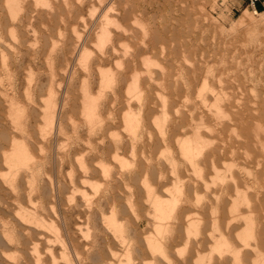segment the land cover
<instances>
[{
    "label": "rangeland",
    "instance_id": "obj_1",
    "mask_svg": "<svg viewBox=\"0 0 264 264\" xmlns=\"http://www.w3.org/2000/svg\"><path fill=\"white\" fill-rule=\"evenodd\" d=\"M21 1H23L24 7L26 6V8L27 7L28 8H27V10H26V8L24 10L23 4H22V7H23L22 11L24 10L25 14H24V12L21 13L19 11L20 13L18 12L15 17L18 20L19 19L24 20V22H26V23L24 24L22 22V26H21L22 29H21V27H18L21 30L20 29L18 30V28L15 25L14 26L16 28L13 25H10L12 27H8L7 28L8 30L6 29V31L4 30L2 33H0L1 36H2L1 38H3L2 42L5 44V45L1 44L2 46H0L1 49H2V50H0V51H2L1 52L2 55L0 54V60L2 58H4L5 60L7 59L6 63L9 62V64L5 63L6 66L1 65L3 68H5L4 70H3L2 67H0V74H1L0 79H2V82L0 81L1 82L0 83V87L3 88V90H1L2 92L5 89L4 92H7L6 94H8L9 98L12 97L11 99H12V102H13L14 106H18V104H19L20 108L25 107L26 114H28V113L30 114V111L28 110V108H31V109L34 108L35 111L37 110L36 112H34L33 117L31 116L32 114H30L29 122H31L32 125H31V123H28L27 129H26V125H25L26 123L23 122L24 119H20L19 121L21 123L23 122L20 126H22L23 128L17 126L19 128V130H18L17 127H14L15 130L13 129L11 134H12V137L14 136L13 140L15 138V140L13 141L14 145L15 144H19V143L22 144L23 141H24V143L26 145H27V143H30V144L27 145V147H29V145H31V144L33 145V146L29 147L30 153H32L33 151L36 152V153H32L31 154V155L35 154V156H33L31 161L29 159L28 162L31 163L32 160L34 161V159H35V161L37 163V162H39L41 160V165L40 166H42L41 167V172L42 171L43 172L42 173L40 172L41 174L39 173L40 174L39 178H42V179L44 178V179L43 180L39 179V178H38L39 180L37 179V182L35 184L36 190L33 192L32 197H31L30 200L28 199L27 194H24L23 192H20L21 190L19 192L17 191L19 193V195H18V193L14 192V194H15V197H14L13 193H9L7 191H2L0 189V200H3V201H0V208H1L0 209V222H6L7 223V228H6L7 232L5 231L4 233H10V234H12L11 236L14 235L13 238L14 237L16 238V235L19 234V232H16V231L20 230V227L18 225V219L20 218V215L22 216V214H24V213L27 214L28 210L33 208L34 206L37 207V208H40V213H41L40 215L42 216V219L43 218L45 219V221L43 219V221H44V223H43V221L41 219V221H42L41 222V226L38 229L39 233L36 235V237H38V240L36 241V250H37V252L33 251L32 249H30L33 252L31 251V253H29V250L27 248L24 249L23 246L20 243L18 244L16 242V239H13L14 241H9L8 243H5L6 245L3 244L1 246L3 248V249L1 248L3 256L5 255L4 259H3L4 260L3 261L4 264H18L19 262H21L19 264H28V263L29 264H33L32 260H33V262L35 264H38V263L39 264H48L49 262H51L49 264H71V263L72 264H86V263L87 264H109L111 262V260H112L111 264H145L148 260L151 259V257H150L151 255L155 256L157 259L161 260V255L158 254L157 250H154V249H157L156 247L154 248V245L156 246L155 242H157V241H158L157 243H159V242L161 243L162 248L166 252L168 251L167 252L168 254L169 253L170 254L173 253L171 255H172V259H173L174 262H181L182 261V262H185L186 264H195L194 263V259L198 255H203V259L206 262H208L209 264H214L215 253L214 252L210 253L209 250L212 248V246L214 244L213 242H215L216 240H219L218 230H216V226L220 227L221 231L224 233V236L228 240H230L231 243L240 244V240L236 236V233L240 232L242 229H244V226H243L244 225V219L242 220L241 213L242 214L246 213L244 211V210H246V208H244V206H246V204L237 203V205H236L237 208H235L234 211H231V212H230V209H229L230 208L229 206H231V205H229V204H231L233 202V199L235 200V198H237V195L240 192H244L245 194H247V193L250 194V195H248V197H249L250 200H252L253 197L251 196V193H252L253 190L251 191L250 189H253V186L256 184L255 181H254V178H255V176H259L260 179L262 178V172H261V170L258 167V163L255 161L256 159H253V158L256 157L255 156L256 153L254 154L255 151L253 149H252V151L250 150V152L246 149L247 145L245 143H246L247 138L243 137L244 136L243 133L242 134L240 133V135H239V132H241V128L240 127H241L242 123L239 120H237L235 115H234V112H237V113H240V114H242V112H243V116L245 117L244 121L248 122V121H251L252 119L259 118L260 117L259 115L264 114V22H263L264 18H260L257 13H254L252 11L251 6L249 5V0H130V1L128 0L129 2L127 0H119V1H116V0H97V1L96 0H90L92 3L88 2L89 0H80V1L76 0L79 3V7L81 9L79 7H78V9L76 7H70L71 11H70V9L68 7L67 8L63 7L64 9L66 8L67 11H65L64 9L63 10L60 9V8H62V6L59 7L57 5V7H56V1H58V0H44L43 2H40L41 5L39 3H37L36 5H33V4L30 5L28 0H21ZM25 1H27V4H26ZM54 1H55V4H54ZM49 2H50V5H48ZM102 2H103V4H102ZM119 2H122V3L125 2V4H127V2H128L129 4H127V5H124V4H121V3L120 4L122 6L124 5L125 7L128 6V5L129 6L127 7V9L125 7H123V9H122V8H120L121 5L119 4ZM96 3H98V4H96ZM151 3H153V4H151ZM38 4L41 7H39ZM94 4H95V6H94ZM118 4H119V6H117ZM89 5H91V6H89ZM130 5H132L134 8L130 7ZM29 6L32 7V11H33L32 13L30 12L31 15H30V13H28V15L26 14L27 12L31 11V9H30L31 7H29ZM53 6H55V7H53ZM87 6L90 7L89 10H88ZM262 6H263L262 10H264V2H263ZM34 7L36 9H37V7H39L38 8L39 10L38 9H37V11L34 10ZM41 8H48V9H50L52 11V13L56 12L58 14V12H59V14H58V16H57V14H53L54 15L53 16V15H50L51 12L47 13V12L43 11L47 15H49V16H47L40 10ZM52 8L53 9L55 8L54 9L55 11H53ZM157 8H160V9H157ZM115 9H116V11H114ZM163 9H165V11ZM171 9H172V11L170 12ZM177 9H180V10H177ZM244 9H246L247 12L253 14L252 15L254 17L253 24L255 23V26H257V27H255V29L254 28H248L246 24L240 23V21H238V17L242 14ZM81 10H83V11H81ZM87 10L89 12L90 11L91 12L89 13ZM104 10H105L106 13L104 12ZM107 10L109 12H107ZM184 10L187 11V12H185ZM35 11L39 12V13H36ZM124 11L125 12L127 11L128 13H130L129 17H131L130 18L131 20H132V16L133 15L134 16H136V15L138 16L139 15L140 16V17L138 16L139 17L138 18L139 19V23L138 22H133L132 28H130L131 25H130V27H127L126 24H128L127 23L128 21L124 22L125 21L124 20V17H125L124 15L127 16L128 13L127 12L125 13ZM136 11H138L140 14H137ZM146 11H147V13H146ZM40 12H42L44 15L42 13H40ZM161 12H163L165 15L163 13L161 14ZM258 12H259V10H258ZM91 13H93V14H91ZM121 13L123 15H121ZM132 13H133V15H132ZM32 14H33V16H32ZM34 14H35V16H34ZM38 14L39 15L41 14L40 16H42V15L43 16L40 17ZM83 14L85 16H82ZM112 14H113V16H115V19H114V17H112L113 20H112V18L110 19ZM20 15L24 16V17H22L23 19L20 17ZM67 15L70 18H67ZM29 16H31V18ZM50 16H52V17H50ZM107 16H110L109 19H108ZM122 16H123V18H121ZM151 16L153 18L155 17V19H153ZM163 16H164V18H163ZM173 16H175L177 19L179 17H181L179 19L182 20V21L178 20V22H177V19H175L176 20L175 22H177V25L180 26L181 30L184 31V33H182V31H181V34H180L181 37H184V38H188L187 37L188 33L185 32L187 30V28L191 27V25L193 26V24L190 25V23H192L191 21L192 20L195 21L194 23L198 22V23H196L194 25V27L198 31L197 34L200 35V36L202 35L201 36L202 39L199 40L200 42H198V39H196L197 42L194 41L191 44H189L190 46L189 45L188 46L191 47V48L195 47L197 49L196 57L198 55L201 56V59H200L201 64L205 65L206 63H209V65L213 66L214 70L217 69L216 70L217 72L214 71L216 75L220 71H223L222 74H221L222 79H224L223 82H222V84L224 86L223 91L224 92L228 91L226 93V97L228 99L226 98L224 100V102H223V108H224V111H225L224 115H222V116L220 115V118H219V116L218 117L214 116L215 118H210L207 114H205V117L208 116L207 117L208 119L204 118L205 119L204 120L205 121V123H204L205 125L202 126L200 131H201L202 137H204L203 139L205 141H207V139H208V141H211V140L212 141L211 142L207 141L206 142L207 144L204 145L203 148H202L203 149L202 153L199 154V155L194 156V158H195L194 160H196L197 163L199 162L197 164V167L192 165L193 163L190 160L188 162V158L186 157L185 149L181 148L182 146L185 147L184 146V142H189L192 139V137H194V135L192 134V132L190 133L191 129L188 128L189 125H187V124H185L183 122L184 119H182V120L178 119V118H180V119L182 118V116L180 117V114L182 115L181 112H182L183 109H185V107H184V105L182 103L183 101H181L182 99L180 100V98H179V97H182L181 96L180 86H179L180 85L179 81L181 80V77L183 75L189 74V72L188 73L186 72L185 68H187L188 65L186 66V64H189L190 59H188V58H184L183 59V58L179 57V54L175 53L176 50H174L175 51L174 52L173 49H172L173 47H171L170 45L169 46H164V47H157L156 49L159 50L160 53L158 51L156 53V50H154V49L145 50V51L142 50L141 52L137 51V50H134L135 49L134 48L135 42L139 41L142 38L141 33L143 32V30H142L143 29L142 28L143 24H145V27H147V29L146 28L145 29L148 32H151L150 30H152V29H156L157 31H161L162 30V26L165 23V21H166V24H167L168 23L167 21L170 20L171 17H172V19L175 18ZM191 16L194 17V18L196 17L195 18L196 20L194 18L191 20V18H192ZM56 17H58V18H56ZM60 17L63 18V20H61ZM89 17L91 19H89ZM106 17H107V19H106L107 21L105 20ZM182 17H184L185 19H183ZM198 17H201V18H198ZM25 18L27 20H25ZM120 18H121V20H119ZM134 18H136V17H134ZM202 18H203V20H202ZM256 18H257V20H256ZM28 19H30V21ZM80 19H81V21H80ZM98 19H100V20L98 21ZM64 20L66 21V23H65ZM88 20H89V22H88ZM109 20H110V22H109ZM115 20H117V21L115 22ZM162 20H165V21H163L164 22L163 24H162ZM51 21H52V23L53 22L55 23V26H56L57 30H55V26H54V24L51 23ZM60 21H63V22L61 23ZM86 21L88 22V24H87ZM101 21H103V23H101ZM104 21H105V23L108 22V24L106 23L107 24L106 25L104 23ZM111 22H113V25H112ZM114 22H115L116 25H117V22H119V24L116 27H114L115 26ZM120 22H121V24H123V26L120 24ZM140 22H141L142 25H140ZM183 22H185V23H183ZM48 23H50V24H48ZM70 24H72V26H73V28L75 30H73V28H71L72 26H70ZM135 24L136 25L139 24L141 27L138 28L139 25L136 27ZM166 24H165V26H166ZM24 25H26V27ZM104 25H106V26H104ZM109 25L110 26L112 25V27H114V28H111ZM167 25H169V23ZM118 26H120L122 28H120ZM124 26H125V28H124ZM128 26H129V24H128ZM158 26L160 27V29H159ZM183 26H184V28H183ZM149 27H150V29H149ZM11 28H13L14 32L12 31ZM59 28H60V30H59ZM103 28H104V30H103ZM51 29L53 30L54 33L51 31ZM81 29H83L84 31L83 30L81 31ZM109 29H111V30H109ZM120 29H123L124 32L121 31ZM9 30H11V32H13L15 34V35L13 34L15 39H14V37H12L13 35L10 37L11 33L8 32ZM108 30L110 32H112V33H110ZM140 30H142V31H140ZM250 30H251L252 33L250 32ZM21 31H22L23 35L20 33ZM55 31H57L59 33L55 32ZM71 31H73V32H71ZM101 31L102 32L104 31L103 34H105V32H106V34H105L106 36L108 35L106 40H104L106 36H102V32ZM115 31H117V32H115ZM152 31H154V30H152ZM32 32H33V35L31 34ZM47 32H50V35H48L49 33H47ZM69 32H70V34H69ZM120 32L123 33L121 36H119L120 34H118ZM7 33H9V34H7ZM185 33H186V36H184ZM132 34H133L134 37L132 36ZM136 34H138V36ZM24 35H26V36L24 37ZM67 35L70 36V37H68ZM81 35H82V37H81ZM117 35L119 37H117ZM32 36H34V37H32ZM51 36L53 38H51ZM76 36H77L78 40L77 39L74 40V38ZM78 36H79V38H78ZM110 36L112 38L114 36V38H113L114 40L111 39ZM130 36L133 37V38H131ZM63 37H65V38H63ZM115 37H117V38H115ZM176 37L178 38V41H177V38L174 37V39H173L170 36L171 40H173V41L176 40V42H174V44H176L177 42L180 43L184 39V38H180V36H177V35H176ZM66 38H67L68 41L66 40ZM68 38L69 39L72 38L74 43L76 42L75 44H77V50H76V52L74 54L70 53V46L73 45V44H70L72 39L69 40ZM11 39L14 40V41H12ZM26 39H28V40H26ZM29 39L30 40L32 39V40L30 41ZM80 39H81V41L79 42ZM131 39H132V41H131ZM135 39H137V40L135 41ZM51 40H53V41L50 42ZM99 40H101V43H102V41H104L105 43L103 42V44H101ZM120 40H122V41H120ZM20 41H22L21 44H20ZM36 41H38V42H36ZM73 41L71 43H73ZM86 41H87L88 45H85ZM94 41H97L98 43L94 42ZM17 43H18L19 46L17 45ZM197 43H198V46L196 47L195 45ZM199 43H201V44H199ZM193 44H194V46H193ZM224 44H225V46H224ZM22 45H24V46H22ZM25 45L26 46L28 45V46L26 47ZM83 45H85V46H83ZM120 45H122V46H120ZM128 45H129V47H127ZM201 45H202V47H201ZM218 45H220V46H218ZM63 47L66 49L65 51H67V53L63 50L64 49ZM67 47H69V48L67 49ZM125 47H127V48H125ZM168 47L169 48L171 47L170 51L172 53L174 52L177 57L175 55H171L172 53L169 52V48ZM56 48H57V50H56ZM58 48H59V50H58ZM85 48H87V49H85ZM166 48H168L167 49L168 51L166 50ZM9 49H12V50H9ZM39 49H41V50H39ZM83 49H84V51H83ZM111 49H114V50H111ZM128 49H130V50H128ZM174 49H177L176 46L174 47ZM103 50L104 51L106 50L105 51V53L107 52V54H105L106 56L104 55V53H103L104 51ZM110 50H111V52H110ZM123 50H125V51H123ZM55 51H58L57 52L58 54ZM59 51H62L63 53L59 55V53H61ZM152 51H154V52H152ZM95 52H97V53H95ZM132 52L133 53L135 52L134 53L135 55H133ZM165 52L167 54L169 52L170 55L169 54L167 55ZM199 52H200V54H199ZM214 52H216V53H214ZM64 53L66 54V56H68V58L65 56ZM82 53H83V56L79 55V54H82ZM86 53L89 54L90 56L87 55ZM141 53H143V54H141ZM151 53H152V55H151ZM164 53L166 54V56H165ZM69 54H71V55H69ZM123 54H124V56H123ZM139 54H141V55H139ZM209 54H210V56H209ZM62 55L66 59L64 57L62 59ZM120 55H121V57H120ZM143 55L146 56V57L142 58L141 56H143ZM31 56H33V57H31ZM42 56L45 57V58L47 56V58L45 59ZM50 56H52V57L50 58ZM79 56L81 58H79ZM98 56H99V58H98ZM122 56H123V58H122ZM133 56H137L138 59L136 57L134 58ZM147 56L149 58H152V59L147 58ZM155 56L157 57V60H155L156 59ZM163 56H165V58H167V60H165ZM171 56H174V57H172L171 60H170L169 57H171ZM88 57H90L91 59L88 58ZM101 58H104V59H101ZM120 58H121V60H120ZM140 58H142V59H140ZM173 58L176 61H174ZM178 58H181V63L178 62V61H180V59L178 60ZM26 59H27V61H26ZM64 59L66 61H64ZM113 59L116 62H114ZM163 59H164V61H163ZM186 59H187V63H186ZM206 59L208 61L205 62V64H204V61H206ZM221 59L223 60V62H220ZM45 60L48 61V62L50 61V62L48 63ZM91 60H93V61H91ZM106 60H108V61H106ZM168 60L170 61V63H169ZM166 61H167V63H165ZM14 62H16V63H14ZM63 62L64 63L66 62L67 66H64L65 64H61ZM173 62H174V64L176 63L175 65L178 66V67L176 66L177 68L175 66L174 67L172 66ZM55 63H56V66H55ZM116 63H118V64H116ZM149 63H152V64L149 65ZM220 63H222V64H220ZM0 64H2V63H0ZM96 64L98 65V67H100L99 69H98ZM142 64L144 66L146 64H148L146 66H149V67H145V69H144L146 71V73H147L145 75L146 76L145 79H147L146 81L144 79L145 76L144 75L142 76V73L145 74V72H143L144 70L142 69L144 67ZM181 64H185V66L183 65V67H182ZM219 64H220V67L218 66ZM27 65H28V67H27ZM57 65H59V67ZM78 65H79V67H78ZM163 65H164V67H163ZM203 65L200 68V71L204 69ZM46 66L47 67L51 66V67L50 68L48 67L49 69L45 70L47 68ZM60 66L61 67H63V66L66 67L67 68V72H66V68L62 69ZM92 66H94V67L92 68ZM107 66H109L110 68L107 67ZM167 66H168V68H167ZM42 67H43V69H42ZM54 67H55V69H53ZM114 67L115 68L117 67V70H115ZM136 67L138 69L140 68L139 71L142 70L141 73L139 72V75H138V71H137L138 69ZM6 68H8V69H6ZM29 68H30V70H28ZM107 68L109 69V71L112 72V74L115 75L117 73L118 77L120 76V74L122 72L123 75L120 76V77H122V78L124 77V81L121 82L122 85L121 84L119 85V90H121L124 86L126 87V85H128V83H131L133 81L132 72L136 73L139 76L138 79L141 80V77H143V79H144L143 81L139 80L140 83H143V84H141L142 87L140 86V89L142 88V90H140V93L142 92V94L147 97V101H146V104H145V106L147 108L146 107H145L146 109L144 108L145 111H143V112L145 114V117L143 118V121L141 123V127H140V129L137 130L138 133L136 132V134H134L135 132L132 131V129H134L133 121L130 120L129 115H133V113L138 111L137 95L136 94H132L133 92H130V95L133 96L132 97V96L128 95L129 94V92H128L127 95L130 98V99H128V96L125 94L126 91L124 89H122L121 92H119V94H118L119 96L117 97V99L120 100V101L118 102L117 99L116 100L113 99L112 95L114 93L112 94V91H113L112 88L108 87V86H103V85L101 86V84H99L100 75H101V72L99 70L103 71V69H106V71H108ZM133 68H134V70H133ZM50 69H51V71H50ZM59 69H62L64 71V73H63L62 70L60 71ZM182 69H184L185 71H183ZM250 69H251V71H250ZM82 70H83V72H82ZM168 70H169V72H166ZM175 70H177V71H175ZM8 71H9V73H8ZM30 71L32 73L31 75H30ZM52 71H54V72H52ZM147 71L148 72L150 71V74ZM6 72H7V74H6ZM59 72H60V74H59ZM161 72L163 73L162 76H161V74H162ZM12 73H14V74H12ZM165 73H166V75H165ZM136 74H134V75H136ZM38 75H40V76H38ZM124 75L127 76V77H125ZM140 75H141V77H140ZM149 75H151V78H150ZM168 75H169V77L170 76H172V77L169 78ZM4 76H5V78H4ZM6 76H7L8 79L6 78ZM72 76H73V78H72ZM131 76H132V79L130 78ZM148 76H149V78H147ZM177 76H179V77H177ZM159 77L161 78V80H159L160 79ZM36 78H38V79H36ZM83 78H84L85 81L83 80ZM174 78L175 79L177 78V80H178L177 83L179 85L174 81ZM30 79L33 80V81H31ZM39 79L41 81H39ZM89 79H91V80H89ZM214 79H216V77ZM214 79H212L210 81H213V83L215 82L214 84H215V86H217L216 84H218V83ZM170 80H173V81H170ZM7 81H9V82H7ZM43 81H44L45 85H44ZM147 81H149L148 82L149 84H151V83L152 84L151 85L147 84ZM162 81L165 82V83H163ZM40 82L43 83V86L41 85ZM88 82H89V84H88ZM29 83H30V85H29ZM125 83H127V84L125 85ZM167 83H169V85H170V83H172V84L169 86ZM48 84H50L51 88L49 87ZM166 85H168V87ZM40 86L42 87L41 88L42 90L39 89ZM172 86H173V88H172ZM177 86H179V87L177 88ZM96 87H97V89H96ZM100 87H102V88H100ZM150 87H151V89H150ZM106 88H107V90H106ZM160 88H161V90H160ZM170 88L173 89V90L171 91ZM177 89L180 90V92ZM145 90H147V91H145ZM162 90H164V91H162ZM52 91H53L54 94L52 93ZM101 91H102V95L104 96L103 98H102V95L100 93ZM122 91H124V92H122ZM39 92H40V94H39ZM97 92L100 93V94H98ZM166 92H167V94L169 93L168 94L169 98L167 97ZM173 92H175V93H173ZM68 93H69V95H68ZM84 93H86L89 96H91V95L94 96V97L98 96L99 98H100V95H101V98H100L101 100L99 98L97 99V100H100V101H98L99 103L101 102L99 104L100 108L98 110L101 120L97 119L98 122H97V120L95 118H88L85 115V113H84L85 112L84 108L81 107V110L79 111L80 108H78V107H80V106H77V105H81V102L84 103V102L88 101L84 97ZM156 93H158V95ZM170 93H171V95L173 93L175 96H173V95L171 96ZM27 94H30V99H29L30 102L27 101L28 98H29V96ZM46 94H47V96H46ZM121 94H123V98H122ZM64 95H66V96H64ZM81 95H82V97H81ZM108 95L109 96L111 95V99H110V97ZM192 96H193V94H192ZM47 97H51L52 98V100H53V104L52 105L53 106L46 107L45 104H46ZM108 97H109V99H107ZM170 97H171V99H170ZM64 98H65V103L63 105L62 103L64 101L63 100ZM177 98H179V99H177ZM103 99H105L104 103H103V101H104ZM121 99L123 101H121ZM56 100L59 101V102H57ZM68 100H69L70 104L68 103ZM108 100L109 101L112 100V102H113V100L115 101V102H113L114 107H113V105H110V102H109V106H108V103H107ZM164 100H165V102H164ZM169 100L171 101L170 103H168ZM173 100H175L174 102L176 104L173 103V105H172L171 103L173 102ZM124 101H126L125 102L126 104H130L132 101L133 102L130 105H126V104H124ZM178 101L181 102V103H178ZM207 101H209V102H207V104H209L211 102V98L209 97V99ZM112 102H111V104H112ZM117 102L120 103L121 106H119V104ZM73 104L74 105L77 104V105H75V107L78 110L74 107ZM165 104H166V107H165ZM169 104L172 105L173 107L177 106L178 109H179V107L181 108L179 110L177 108H175V110H174V108L172 106H170L174 111L178 112V114L177 113H174L175 115L173 114V110L168 107ZM44 105H45L46 108H48L47 110L53 111V109H54V111L56 112L55 113L53 111V115L54 116H53V119L51 121L46 116L47 110L44 107ZM66 105H67V107H66ZM101 105L102 106L105 105L104 107L106 108V111H104V108L101 107ZM1 106H3V105H1V103H0V109H3V107L1 108ZM63 106L68 111L67 110L64 111L65 109H62ZM110 106L112 107V115L114 117L110 113V111H111V107ZM125 106H127L128 108L125 107ZM43 107H44V109H43ZM121 108H123V109H121ZM74 109H76V111H74ZM165 109H166L167 112L164 111ZM169 109H171L170 113H168ZM150 110H151V112H150ZM159 112H161V113H159ZM59 113H60V115L64 114V116H60L59 117ZM83 113H84L85 117H83ZM114 113H116V114H114ZM258 113H259V115H258ZM107 114L110 115V116H108ZM154 114H157V115L158 114L159 115L162 114V116L160 115V117L163 118V120L160 119L159 117H157V115L155 116ZM66 115L67 116L70 115V116L67 118V117H65ZM124 115H125V119H124ZM169 115H171L173 118L171 116H169ZM225 115H227V116H225ZM174 116H176L177 120L174 118ZM223 116H224V118H223ZM164 117H165L166 120L164 119ZM171 118H172V120H170ZM34 119H35V121H34ZM86 120L87 121L90 120V121L87 122ZM91 121L92 122L94 121L95 123L93 122V124H95L96 126L93 125ZM171 121H172V123H171ZM33 122L35 123L34 128L32 127L33 126ZM124 122H125V125H124ZM126 122L128 124H126ZM146 122H147V124H146ZM163 122H165V125H164ZM167 122H169V123L167 124ZM174 122L175 123L177 122V123L173 125ZM88 123L91 124V125H89ZM97 124H98V126H97ZM167 125L168 126L170 125V127L167 128ZM172 125H173V127H172ZM108 126H110V127H108ZM131 126H132V128H131ZM163 126L166 127L167 129L164 128ZM57 127H58V129H57ZM72 127H74V128H72ZM104 127L106 128L107 131L105 130ZM186 128L189 129V130H187ZM34 129L37 130V131L35 132ZM72 129H73V131H72ZM90 129L91 130L94 129V130H92L93 132ZM164 129L166 131L168 130L169 133L165 132ZM170 129H173L174 131H172ZM233 129H234V131H233ZM62 130H64L65 133ZM26 131H28L29 133L26 132ZM95 131H96V133H95ZM14 132H16L15 135H14ZM146 132H147V134H146ZM186 132H188V133H186ZM213 132H215V133H213ZM104 133H106V134H104ZM29 134H31V135H29ZM37 134H38V136H37ZM43 134H45V135H43ZM114 134H116V135H114ZM158 134H160V135H158ZM186 134H187V136H190V134L193 135V136H190L189 137L190 139L186 138L185 141H182L185 137H187ZM39 135H40V137H39ZM41 135H43V136H41ZM83 135H85V136H83ZM112 135H113V137H112ZM23 136H25V137H23ZM172 136H173V138H172ZM205 137H208V138L205 139ZM240 137H243V138H240ZM209 138H211V139H209ZM128 140L130 141V143H129ZM31 141H33V143ZM40 141L42 143H40ZM110 141H112V143ZM155 141H157V142H155ZM178 141L181 142L180 143L181 145L179 144ZM66 142H68V143H66ZM126 142H128V143H126ZM154 142H155V144H154ZM43 143H45V144H43ZM76 143L79 144V145H77ZM209 143H211V144H209ZM61 144H62V146H60ZM164 144H166V145H164ZM227 144H230V145H227ZM65 145H66V147L64 148ZM108 145H110V146H108ZM43 146H46V147H44L45 149L43 148ZM205 146H206V148H205ZM39 147H41L43 150L41 148H39ZM248 147H250V146H248ZM251 147H252V145H251ZM84 148H87V149H84ZM232 148H235V149L237 148L238 150L237 149L235 150V149H232ZM6 149H7L6 147L0 148V156L2 154H4V156H6V155L11 154L10 152H13V150H11V147L9 145H8V150H6ZM61 149H62V151H61ZM63 149H64V151H63ZM181 149H182V151H180ZM2 150H3V153H1ZM245 150H247V151L245 152ZM151 151H152V153L154 155L151 153ZM175 151H177V153ZM206 151H208V152L210 151L209 152L210 155L208 154L209 157L207 156L206 153H208V152H206ZM231 151H233V152L236 151V153H233ZM15 152H16V150H15ZM182 152L185 153V154H183ZM64 153H66V154H64ZM138 153H140V154H138ZM155 153H157V154H155ZM248 153H250V154L248 155ZM76 154H78V155H76ZM88 154L91 157H94L95 160H94V158L89 157ZM96 154H98V155H96ZM251 154H252V156H251ZM61 155H63V156H61ZM74 155H75V157H78V156L79 157L75 158ZM92 155H94V156H92ZM60 156L62 158H65V159H62ZM253 156H255V157H253ZM39 157L42 158V159H40ZM116 157H117V159H116ZM131 157H132V159H131ZM137 157H139L140 159L137 158ZM239 157H240V159H239ZM37 158L39 159V161H37ZM1 159H2V156L0 157V161H1ZM66 159H68V160H66ZM161 159H163L162 160L163 162L165 160H167V161H165L163 163L161 161ZM202 159H203V161H202ZM204 159H205L206 162L204 161ZM93 160L95 161V163H94ZM141 160H143V161L141 162ZM184 160H185V162H184ZM210 160H211V162H210ZM67 161H68V165H67ZM91 161H93V162H91ZM44 162H46V164H44ZM69 162H71V163H69ZM82 162H84L83 165L85 166V168L82 165ZM166 162H167L168 165L165 164ZM174 162L176 164H174ZM229 162H232L234 164L233 167H232V174L235 177L232 180L230 178V173L231 172L227 168V163H229ZM56 163H58V164H56ZM89 163H90V165H88ZM98 163H99V165H98ZM134 163H135V165H134ZM188 163H190V164H188ZM245 163H247L248 166ZM59 164H61V165L63 164L65 167L63 165H62L63 166L62 167ZM172 164H174V165H172ZM0 165H1L0 166V175H1L0 178L2 177L3 179L2 178L1 179L4 180L5 176H6L4 174H6L5 172H8V167H7L8 165L3 160H2V163L0 162ZM36 165H39V164H36ZM122 165H124V166H122ZM165 165H166V167H165ZM204 165H205V167H204ZM243 165L244 166L246 165L245 166L246 169L250 168L251 170L249 169L250 170L249 172L244 171L245 168L242 170V168H243L242 166ZM21 166L25 167L24 165H21ZM97 166H100V167H97ZM137 166H139V167H137ZM152 166H155V170H154V168ZM167 166H169V167H167ZM1 167H3L4 169H2ZM92 167H94V168L97 167V169H96L97 171L94 169L95 172H92L93 171ZM140 167H141V169H140ZM162 167H164V168H162ZM189 167H192L191 168L192 170ZM58 168H59L60 171H57ZM143 168H144V170H143ZM187 168H188L189 171L187 170ZM193 168H196V170L193 169ZM83 169H84V171H83ZM90 169H92V170H90ZM135 169H137V170H135ZM99 170H101L102 174H101V172ZM138 170H140L141 173ZM153 170L156 171V173ZM161 170H163V171H161ZM98 171H99V173H98ZM61 172L62 173L64 172V173L62 174ZM158 172L160 174H157ZM174 172H175V174H173ZM67 173L69 175H71V177L69 176L70 178L68 177ZM151 173H153V176H152ZM187 173L190 174V175H188ZM8 174L9 173H7V175ZM111 174H113V175H111ZM51 175H53V176H51ZM63 175H65V176H63ZM125 175H126V177H125ZM141 175H142V177H141ZM93 176H94V178H93ZM101 176H102L103 179L101 178ZM188 176H189V178H188ZM191 176H192V178H191ZM37 177H38V175H37ZM137 177L140 180H137ZM145 177H147V178H145ZM151 177L152 178L155 177V178L152 179ZM98 178H100V179H98ZM156 178H158L157 181H155ZM132 179L134 181H132ZM148 179H150V180H148ZM61 180H63L64 183ZM106 180H107V182L109 184L106 182ZM115 180H116V182H115ZM135 180H137V181H135ZM175 180H177V181H175ZM39 181L42 182V183H40ZM58 181H59L60 185H59ZM60 181L62 182L63 185L67 186L70 189H68L67 187L65 189V186H63ZM77 181H78V183H76ZM153 181H154V183H153ZM191 181H192V183H191ZM0 183H1V180H0ZM150 183H153V184H150ZM161 183H163V184H161ZM81 184H83V185H81ZM116 184H118V185H116ZM137 184H139V185H137ZM174 184H176L177 186L174 185ZM43 185L47 188V191H49V192L51 191V193L54 192L52 195L55 194V196L52 197L51 194H50V196L48 195V196H46L44 198V196H42V190H41L44 187ZM74 185L77 186V187H75ZM112 185L114 187H112ZM151 185H152V187H151ZM78 186H80V188ZM107 186H108V188H107ZM139 186H140V188H139ZM180 186L181 187L183 186V187L180 188ZM193 186H195V187H193ZM225 186H227V187H225ZM84 187H86V188H84ZM134 187H136V189ZM146 188H147V190H146ZM191 188L192 189L195 188V189L192 190ZM137 189L139 190V193H138ZM103 190H105L106 192L103 191ZM187 190L190 191V192H188ZM78 191H80V192H78ZM135 191H136V193H135ZM145 191H147V192H145ZM224 191L227 194H225ZM118 192L120 194H118ZM149 192H151V193H149ZM152 192H155V194H153ZM209 192L211 193V195L209 194ZM103 193L106 195V197H105V195ZM174 193L176 195H174ZM205 193H207V194H205ZM208 194H209V196L207 197ZM40 195H41V197H40ZM178 195H180V196H178ZM188 195H190V196H188ZM222 195H224L226 199H224ZM21 196L23 198H21ZM141 196H143V197H141ZM183 196H184L185 199L183 198ZM185 196H187V198H189V203L187 205H190V206H186V208H185L187 210L186 211L187 212L186 216L183 219H181L180 218L181 217L180 216V212H179L180 209H181L180 207L182 206L181 203L185 202V200L188 201ZM11 197L13 198V200H12ZM42 197H43V199H42ZM170 197H171V199H170ZM33 198L36 199L37 201L33 200ZM62 198H63V200H62ZM114 198H116V199L113 202L112 199H114ZM193 198H195V199H193ZM197 198H200V199H197ZM214 198L216 200L214 203H216L218 201L217 202L218 205L220 204L221 206L220 205H219L220 207L217 206L216 212L212 214L213 216L217 215V216L214 217V220H213V218H212L213 216L211 217V215H209L210 212H207L206 207H204L205 206L204 200L206 201L207 199H209V200L214 201L213 200ZM7 199H9L11 202H14V203L9 202ZM109 199H111V200H109ZM263 199H264V197H263ZM139 200L141 202H139ZM145 200H146V202H145ZM150 200H152V201H150ZM169 200H171V202ZM176 200H177V202H176ZM181 200H182V202H181ZM193 200H194V202H193ZM228 200H229V202H228ZM149 201H150V203H149ZM252 201H254V199ZM252 201H250V202H252ZM16 202H18V203H16ZM15 203H16V205H15ZM54 203H55V205H54ZM63 203H64V205H61ZM88 203H91V204H88ZM123 203H124V206H122ZM167 203L170 204V205L167 206ZM38 204L41 205V206H39ZM93 204H95V206ZM164 204L166 205V207H168L167 209L170 208V210H168L169 212L167 211V209L164 206ZM26 205H27V207H26ZM42 205H43V207H42ZM44 205H46V206H44ZM53 205L55 206L54 208H53ZM199 205H201V206H199ZM10 206H11V208H9ZM238 206H240V207H238ZM19 207L20 208L22 207V209H20ZM44 207H45V209H44ZM121 207H122V209H120ZM123 207L126 210L123 209ZM132 207H133V209H132ZM177 207L179 208V210H178ZM187 207H188V209H187ZM23 208L24 209L25 208L26 209L29 208V209L23 211L24 210ZM141 208H142V210H145V211H141ZM154 208H157V209H155L156 211H154ZM117 209H119L118 212L122 210V211H124V213H122V212L118 213ZM159 209H161V210H159ZM1 210H3L4 212L1 211ZM71 210H72V212H71ZM19 211H23V212H19ZM77 211L79 213H81V214H79ZM129 211H130V214L128 213ZM139 211H141V213ZM160 211L161 212L164 211L165 213L168 212L167 213L168 216L164 212L161 213ZM115 212H117V214ZM126 212H127V215L129 214L130 218L125 214ZM19 213H21V214L19 215ZM139 213H140V215H138ZM155 213L158 214V215H156ZM238 213H239V215H238ZM47 214H49L50 218L47 217ZM114 214H115L116 217H114ZM154 214H155V216H154ZM119 215H120V217H119ZM160 215H162V216H160ZM17 216H19V218H15ZM52 217H53V219H52ZM110 217H111V220H109ZM118 217H119L118 221H120L119 222L120 226H122V224L125 223V225H123L122 227H120L118 225V221H116V219ZM124 217H125V219H124ZM58 218H59V220H58ZM113 218H115V219L112 220ZM215 218H217V220ZM47 219L51 221V223L49 221L50 224L48 223ZM106 219H107V221H106ZM148 219L150 220V222H149ZM179 219L181 221H179ZM187 219H189V221L191 222V226L189 227L191 232L189 233L190 236L188 235V237L184 236L185 229H184V226H183L186 223ZM11 221H13V222H11ZM104 221H106V222H104ZM171 221H172V223H171ZM193 221L194 222L197 221V222H199V224L197 222L194 223ZM213 221H214V223H213ZM90 222H92V223H90ZM107 222L108 223L110 222V224H108V226L110 225L109 229H110L111 233H109L110 231L108 230ZM177 222H178V225H177ZM55 223L57 225H55ZM165 223L166 224L168 223L169 225L168 224L166 225ZM85 224H87V225H85ZM90 224H92L93 226L90 225ZM104 224H106L105 226L107 227V229H104L105 227H102ZM115 224H116V226H118L121 229H119L118 227H117L118 229L116 228L117 230L113 229V227H111V226H115ZM49 225H51L52 228H50ZM213 225H215V226H213ZM230 225L235 226L234 230H231L230 227H232V226H230ZM14 226H15L16 229H14ZM71 226H73V227H71ZM84 226H86V228ZM91 227L92 228L94 227V228L92 229ZM137 227H138V229H137ZM171 227H172V229H171ZM192 227H193V229H192ZM212 227H214V228H212ZM53 228H55V229H53ZM203 228H205V229H203ZM256 228L259 229V230L256 229L257 230L256 232H258V234L256 233L257 234L256 236H258L259 233L261 234L258 237H256V239L258 238L257 241H260L261 243L260 242L259 243L262 244V242L264 241L263 240L264 239V231H261V230L262 229L264 230V225L263 226H260V225L258 226V224H257ZM79 229H81V230H79ZM179 229H180V231H176L175 232V230H179ZM213 229H215L217 232L214 231ZM11 230H13L12 233L10 232ZM118 230L119 231L122 230V231L119 232ZM128 230L130 232H128ZM49 231H51V232H49ZM85 231H86V233H85ZM116 231H118L119 233L118 232L115 233ZM173 231H174V233H173ZM160 232H163V235ZM72 233H74V235L76 237H73L74 235ZM41 234H42V236H41ZM127 234H128V236H127ZM122 235H124L126 237H124ZM140 235H142L143 237L142 236L140 237ZM79 236L82 239L79 238ZM92 236H95V237H92ZM120 236H122V238ZM78 238H79V240H78ZM118 238L119 239L121 238L122 241H120ZM142 238H144V240ZM45 239H47V240H45ZM57 239H58V241H57ZM170 239H171V241H170ZM71 240L73 241V243H72ZM74 240H75V243H74ZM47 241L49 243H51V245ZM134 241H135V243H134ZM149 242L152 243V244H150ZM42 243H44V245ZM41 244H42V246H41ZM128 244H130V245H128ZM108 245H109V249H108ZM150 245H151V247H150ZM263 245L261 246L262 248L264 247ZM52 246L54 248H52ZM142 246L144 248H142ZM4 247H5V249H4ZM133 248L134 249L137 248V249L133 250ZM152 248H153L154 252L152 251ZM102 250H105V251H102ZM136 250H137V252H136ZM170 250H172V251L170 252ZM4 251H6V252H4ZM26 251H28V254H27ZM35 252H36V255L38 254L37 256L34 255V254L32 255V253H35ZM67 252H68L69 255L67 254ZM142 252H144V253H142ZM182 252H183V256L180 257V253H182ZM104 254H105V256H104ZM26 255H27V257H26ZM29 255H31L33 259ZM224 255L228 256L230 254L227 253V255H226L224 253ZM91 256L93 257V259H92ZM128 257H129V259H128ZM19 258H21V259H19ZM27 258H28V260H27ZM104 258L106 260H104ZM249 259H251V258L247 259L248 262L250 261ZM70 261H71V263H70ZM79 261H81V262H79ZM226 261H227V263H225ZM226 261H224L223 264H230L231 263L230 259H227ZM245 261L243 263H245ZM247 261H246V263H247ZM3 262H1V263H3ZM161 262L162 261H160V263L157 262L156 264H162Z\"/></svg>",
    "mask_w": 264,
    "mask_h": 264
},
{
    "label": "bare ground",
    "instance_id": "obj_2",
    "mask_svg": "<svg viewBox=\"0 0 264 264\" xmlns=\"http://www.w3.org/2000/svg\"><path fill=\"white\" fill-rule=\"evenodd\" d=\"M29 1V3H30V5L31 4H33V5H36L37 3H39L40 4V2H43L44 0H28ZM80 1V0H79ZM97 1V0H96ZM116 1H119V0H116ZM128 1V0H127ZM130 1V0H129ZM128 1V2H129ZM26 2V4H27V1H25ZM58 2V3H57ZM88 2H91L90 0L88 1ZM127 2V4H129ZM53 3V2H52ZM85 3V2H84ZM92 3V2H91ZM95 3V2H94ZM113 3V2H112ZM124 4V5H127V4H125V2H119V4ZM133 3V2H132ZM136 3V2H135ZM22 4H23V1H21V0H0V33H2L4 30L6 31V29L8 28V27H12V26H10V25H15L17 28L18 27H21L22 26V22L25 24L26 22H24V20H21V19H17L15 16H16V14L20 11L21 13H23L24 12V10H25V8H26V6L24 7V4H23V7H24V10L22 11ZM38 4V5H39ZM54 4H55V1H54ZM96 4H98V3H96ZM102 4H103V2H102ZM119 4L117 5V6H119ZM120 4V5H121ZM131 4V3H130ZM151 4H153V3H151ZM164 4V3H163ZM29 5V4H28ZM41 5V4H40ZM39 5V7H41ZM48 5H50V2H49V4ZM52 5V4H51ZM57 5L59 6V7H61L62 6V8H60V9H64L63 7H68L69 9H70V7H76L77 9H78V7H79V3L76 1V0H58V1H56V7H57ZM120 6V8H122L123 9V7H125V6ZM179 5V4H178ZM89 6H91V5H89ZM94 6H95V4H94ZM129 6V5H128ZM128 6H126L125 8L127 9V7ZM152 6V5H151ZM154 6V5H153ZM29 7H31V6H29ZM39 7H37V9L39 8ZM46 7V6H45ZM52 7V6H51ZM53 7H55V6H53ZM88 7V6H87ZM99 7V6H98ZM112 7V6H111ZM130 7H133L132 5H130ZM165 7V6H164ZM28 8V7H27ZM27 8H26V10H27ZM66 8L64 9L65 11H67L66 10ZM80 8V7H79ZM89 8L90 7H88V10H89ZM93 8V7H92ZM110 8V7H109ZM116 8V7H115ZM134 8V7H133ZM140 8V7H139ZM167 8V7H166ZM181 8V7H180ZM31 9V11H29V12H27L26 14L28 15V13H32L33 11H32V7L30 8ZM37 9L34 7V10H36L37 11ZM55 9V8H54ZM53 8H52V10L53 11H55ZM81 9V8H80ZM145 9V8H144ZM157 9H160V8H157ZM184 9V8H183ZM39 10V9H38ZM42 12L43 11H45V12H51L52 13V11L50 10V9H48V8H41L40 9ZM76 10V9H75ZM87 10V11H88ZM92 10V9H91ZM94 10V9H93ZM97 10V9H96ZM95 10V11H96ZM118 10V9H117ZM125 10V9H124ZM135 10V9H134ZM143 10V9H142ZM164 11H165V9H163ZM177 10H180V9H177ZM35 11V12H36ZM70 11H71V9H70ZM80 11V10H79ZM81 11H83V10H81ZM114 11H116V9L114 10ZM152 11V10H151ZM161 11V10H160ZM172 11V9L170 10V12ZM185 11V10H184ZM19 12V13H20ZM34 12V13H35ZM42 12H40V13H42ZM45 12H43L45 15H47ZM89 12V11H88ZM91 12V11H90ZM89 12V13H90ZM104 12H105V10H104ZM103 12V13H104ZM107 12H109L108 10H107ZM125 12V11H124ZM127 12V11H126ZM125 12V13H126ZM137 12V14H140L138 11H136ZM168 12V11H167ZM180 12V11H179ZM185 12H187V11H185ZM31 13H30V15H31ZM36 13H39V12H36ZM42 13V14H43ZM50 13V15H53V14H57L56 12L54 13H52L51 14ZM62 13V12H61ZM64 13V12H63ZM66 13V12H65ZM70 13V12H69ZM82 13V12H81ZM106 13V12H105ZM117 13V12H116ZM128 13V12H127ZM146 13H147V11H146ZM163 12H161V14H162ZM191 13V12H190ZM24 14H25V12H24ZM43 14V15H44ZM58 14H59V12H58ZM58 14H57V16H58ZM91 14H93V13H91ZM95 14V13H94ZM111 14V13H110ZM153 14V13H152ZM160 14V13H159ZM164 14V13H163ZM192 14V13H191ZM257 14H258V16L260 17V18H264V10H261V11H257ZM23 15V14H22ZM37 15V14H36ZM39 15V14H38ZM41 15V14H40ZM39 15V16H40ZM42 15V16H43ZM69 15V14H68ZM68 15H67V18H70V17H68ZM121 15H123L122 13H121ZM120 15V16H121ZM129 15H130V13H128V15L126 16V15H124L125 17H124V22H127L128 24H129V26H128V24H126L127 25V27H130V25H131V27L130 28H132V25H133V22H138L139 23V17L136 15V16H134L133 15V13H132V15L134 16V17H136V18H134L133 16H132V20L130 19L131 17H129ZM156 15V14H155ZM165 15V14H164ZM175 15V14H174ZM189 15V14H188ZM194 15V14H193ZM199 15V14H198ZM253 14H251V13H249V12H247V10L246 9H244L243 10V12H242V14L238 17V21H240V23H243V24H246L247 25V27L248 28H254L255 29V27H257V26H255V23L253 24V21H254V17L252 16ZM32 16H33V14H32ZM34 16H35V14H34ZM42 16H40V17H42ZM47 16H49V15H47ZM54 16V15H53ZM56 16V15H55ZM76 16V15H75ZM82 16H85L84 14L82 15ZM153 16V15H152ZM151 16V17H152ZM195 16V15H194ZM16 19H15V18ZM19 17V16H18ZM20 17L22 18V17H24V16H21L20 15ZM19 17V18H20ZM26 17V16H25ZM30 18H31V16H29ZM37 17V16H36ZM50 17H52V16H50ZM65 17V16H64ZM73 17V16H72ZM71 17V18H72ZM102 17V16H101ZM108 17V19H109V17L110 16H107ZM107 17L105 18V20L107 19ZM112 17H114V19H115V16H113V14L111 15V17H110V19L112 18ZM150 17V18H151ZM166 17V16H165ZM173 17H175V16H173ZM189 17V16H188ZM192 17V16H191ZM56 18H58V17H56ZM87 18V17H86ZM121 18H123V16L121 17ZM121 18L119 19V20H121ZM144 18V17H143ZM147 18V17H146ZM153 18V17H152ZM162 18V17H161ZM163 18H164V16H163ZM179 18H181V17H179ZM177 19L176 17L174 18V19H172V17H171V19L170 20H168L167 22L169 23V25H167L166 24V21L165 20H162V24L164 23L163 21H165V23L163 24V26H162V30L161 31H157L156 29H152V30H154V31H152V30H150L151 32H148L146 29H147V27H145V24H141V22H140V25H142V30H143V34L141 33V35H142V38L139 40V41H137V42H135L137 39H135V46H134V50H137V51H142V50H152V49H154V50H156V53H157V51L159 52V50H157L156 48L157 47H164V46H171V47H173L172 49H173V51L174 50H176V52L175 53H177V54H179V57H181V58H188V59H190V62H189V64H186V66H187V68H185V70H186V72L188 73L189 72V74H185V75H181L180 77H181V80L179 81V84L177 83V78L175 79L174 78V81L180 86V90H181V96L182 97H179L180 98V100L181 101H183L182 103H183V105H184V107H185V109H183L182 110V115L180 114V117L182 116V118L180 119V118H178L179 120H182V119H184V123L185 124H187V125H189V129H191V131H190V133L192 132V134L194 135V137H192V139L189 141V142H184V146L185 147H181V148H184L185 149V153H186V157L188 158V162H189V160L193 163H191L192 165H194V166H196L197 167V164L199 163H197L196 162V160H194L195 158H194V156H196V155H199V154H201L202 153V148H203V146L204 145H206L207 143V141H208V139H207V141H205L203 138L204 137H202V134H201V128H202V126H204L205 124V119L204 118H207L208 116L210 117V118H215V117H218L219 116V118H220V115L222 116V115H224V113H225V111H224V108H223V102H224V100L227 98L226 97V93L228 92H224L223 91V88H224V86H223V84H222V82H223V80L224 79H222V77H221V74H222V72L223 71H220L217 75L215 74V72L214 71H216V70H214L213 69V66L212 65H209V63H206L205 64V62H207L208 60L206 59V61H204V64L205 65H203V64H201V62H200V59H201V56H197L196 57V53H197V49L194 47H189L190 45L189 44H191L192 42H194V41H196V39H198V42H200L199 40H201L202 39V35L200 36V35H198L197 34V30H196V28L194 27V25L196 24V23H198V22H196V23H194L195 21H193L192 19L194 18V17H192L191 18V22L192 23H190V25L191 24H193V26L191 25V27H189V28H187V30L185 31V32H187L188 33V35H187V37L188 38H184V37H181V31H182V33H184V31L183 30H181V28H180V26H178L177 25V22H178V20H180V19ZM183 19H185L184 17H182ZM196 18V17H195ZM194 18V19H195ZM198 18H201V17H198ZM23 19V18H22ZM60 19L61 20H63V18H61L60 17ZM89 19H91L90 17H89ZM104 19V18H103ZM145 19V18H144ZM153 19H155V17L153 18ZM160 19V18H159ZM175 19H177V22H175L176 20ZM25 20H27L26 18H25ZM29 21H30V19H28ZM37 20V19H36ZM58 20V19H57ZM73 20V19H72ZM86 20V19H85ZM100 19H98V21H99ZM112 20H113V18H112ZM118 20V21H119ZM142 20V19H141ZM150 20V19H149ZM174 20V21H173ZM196 20V19H195ZM202 20H203V18H202ZM256 20H257V18H256ZM260 20V19H259ZM59 21V20H58ZM65 21V20H64ZM80 21H81V19H80ZM97 21V22H98ZM107 21V20H106ZM117 20H115V22H116ZM123 21V20H122ZM180 21H182V20H180ZM61 23L63 22V21H60ZM84 22V21H83ZM87 22V21H86ZM88 22H89V20H88ZM88 22H87V24H88ZM91 22V21H90ZM109 22H110V20H109ZM115 22H114V24H115ZM123 22V23H124ZM155 22V21H154ZM186 22V21H185ZM185 22H183V23H185ZM263 22H264V20H263ZM40 23V22H39ZM51 23H52V21H51ZM65 23H66V21H65ZM101 23H103V21H101ZM104 23H105V21H104ZM107 24H108V22H106ZM105 23V24H106ZM112 23V25H113V22H111ZM143 23V22H142ZM160 23V22H159ZM257 23V22H256ZM28 24V23H27ZM26 24V25H27ZM48 24H50V23H48ZM52 24H54V26H55V23L53 22ZM100 24V23H99ZM106 24V25H107ZM119 24V22H117V25ZM120 24H121V22H120ZM137 24V23H136ZM135 24V25H136ZM156 24V23H155ZM165 24H166V26H165ZM182 24V23H181ZM26 25H24L25 27H26ZM30 25V24H29ZM66 25V24H65ZM69 25V24H68ZM82 25V24H81ZM103 25V24H102ZM106 25H104V26H106ZM112 25L110 26L111 28H114V27H116L117 25L115 24V26L114 27H112ZM122 26H123V24H121ZM139 25V24H138ZM138 25H136V27L138 26ZM138 26V28H140L141 26ZM199 25V24H198ZM14 26V27H15ZM40 26V25H39ZM50 26V25H49ZM53 26V25H52ZM51 26V27H52ZM53 26V27H54ZM70 26H72V24H70ZM84 26V25H83ZM82 26V27H83ZM86 26V25H85ZM88 26V25H87ZM148 26V25H147ZM157 26V25H156ZM15 27V28H16ZM28 27V26H27ZM79 27V26H78ZM77 27V28H78ZM118 27H120V26H118ZM135 27V26H134ZM159 27V26H158ZM14 28V29H15ZM68 28V27H67ZM70 28V27H69ZM71 28H73V26L71 27ZM86 28V27H85ZM120 28H122V27H120ZM124 28H125V26H124ZM146 28V29H145ZM152 28V27H151ZM183 28H184V26H183ZM10 29V28H9ZM12 29V31L14 32V30H13V28H11ZM20 28H18V30H19ZM21 29H22V27H21ZM20 29V30H21ZM39 29V28H38ZM54 29V28H53ZM84 29V28H83ZM83 29H81V31L83 30ZM116 29V28H115ZM134 29V28H133ZM149 29H150V27H149ZM159 29H160V27H159ZM158 29V30H159ZM8 30V29H7ZM16 30V29H15ZM55 30H57L56 29V26H55ZM59 30H60V28H59ZM62 30V29H61ZM73 30H75L74 28H73ZM85 30V29H84ZM83 30V31H84ZM97 30V29H96ZM103 30H104V28H103ZM109 30H111V29H109ZM108 30V31H109ZM114 30V29H113ZM112 30V31H113ZM117 30V29H116ZM121 31H123L124 32V30L123 29H120ZM142 30H140V31H142ZM156 30V31H155ZM33 31V30H32ZM36 31V30H35ZM46 31V30H45ZM48 31V30H47ZM51 31L53 32V30L51 29ZM68 31V30H67ZM79 31V30H78ZM119 31V30H118ZM9 33H11V35H10V37L14 34L13 32H11V30H9L8 31ZM17 32V31H16ZM55 32H57V31H55ZM71 32H73V31H71ZM80 32V31H79ZM102 32V31H101ZM104 32V31H103ZM103 32H102V36H106L105 34H106V32H105V34H103ZM110 32V31H109ZM114 32V31H113ZM115 32H117V31H115ZM126 32V31H125ZM250 32H251V30H250ZM9 33H7V34H9ZM21 34H22V31L20 32ZM47 33H49L48 35H50V32H47ZM54 33V32H53ZM57 33H59V32H57ZM63 33V32H62ZM85 33V32H84ZM110 33H112V32H110ZM131 33V32H130ZM252 33V32H251ZM32 35H33V32L31 33ZM52 34V33H51ZM69 34H70V32H69ZM98 34V33H97ZM118 34H120L119 36H121L123 33H118ZM177 36H180V38H184L180 43L179 42H177L176 44H174V42H176V40L175 41H173V40H171V38H170V36L174 39V37L175 38H177L176 37V35ZM250 34V33H249ZM15 35V34H14ZM14 35L12 36V37H14ZM23 35V34H22ZM21 35V36H22ZM28 35V34H27ZM60 35V34H59ZM83 35V34H82ZM82 35H81V37H82ZM95 35V34H94ZM113 35V34H112ZM111 35V36H112ZM125 35V34H124ZM123 35V36H124ZM131 35V34H130ZM137 36H138V34H136ZM175 35V36H174ZM253 35V34H252ZM26 35H24V37H25ZM38 36V35H37ZM41 36V35H40ZM62 36V35H61ZM64 36V35H63ZM68 36V35H67ZM98 36V35H97ZM108 36V35H107ZM107 36L105 37V39L104 40H106V38H107ZM110 36V37H111ZM118 35H117V37H119ZM132 36H133V34H132ZM174 36V37H173ZM183 36V35H182ZM184 36H186V33H185V35ZM213 36V35H212ZM254 36V35H253ZM2 36H1V34H0V46H2L4 43L2 42V39L3 38H1ZM23 37V36H22ZM32 37H34V36H32ZM49 37V36H48ZM58 37V36H57ZM68 37H70V36H68ZM117 37H115V38H117ZM125 37V36H124ZM129 37V36H128ZM131 37V36H130ZM134 37V36H133ZM133 37H131V38H133ZM17 38V37H16ZM27 38V37H26ZM51 38H53L52 36H51ZM63 38H65V37H63ZM74 38V37H73ZM78 38H79V36H78ZM109 38V37H108ZM113 38H114V36H113ZM112 37H111V39H113ZM126 38V37H125ZM170 38V39H169ZM179 38V39H180ZM216 38V37H215ZM14 39H15V37H14ZM34 39V38H33ZM60 39V38H59ZM69 39V38H68ZM72 38H70L69 40H71ZM75 39H77V36L74 38V40ZM88 39V38H87ZM206 39V38H205ZM214 39V38H213ZM12 40V39H11ZM26 40H28V39H26ZM30 40V39H29ZM32 40V39H31ZM30 40V41H31ZM38 40V39H37ZM54 40V39H53ZM53 40H51L50 42H52ZM66 40H67V38H66ZM78 40V39H77ZM76 40V41H77ZM94 40V39H93ZM114 40V39H113ZM112 40V41H113ZM212 40V39H211ZM12 41H14V40H12ZM17 41V40H16ZM62 41V40H61ZM68 41V40H67ZM73 41V39L71 40V42ZM81 41V39L79 40V42ZM98 41V40H97ZM97 41H94V42H97ZM100 41V43H101V40H99ZM111 41V40H110ZM109 41V42H110ZM120 41H122V40H120ZM125 41V40H124ZM123 41V42H124ZM131 41H132V39H131ZM177 41H178V38H177ZM217 41V40H216ZM220 41V40H219ZM218 41V42H219ZM5 42V41H4ZM8 42V41H7ZM6 42V43H7ZM19 42V41H18ZM21 42L22 41H20V44H21ZM36 42H38V41H36ZM35 42V43H36ZM70 42V41H69ZM70 42V44H73V45H71L70 46V53L71 54H74L75 52H76V50H77V44H75L74 43V41H73V43H71ZM103 42L104 41H102V43L101 44H103ZM197 42V41H196ZM209 42V41H208ZM221 42V41H220ZM11 43V42H10ZM24 43V42H23ZM78 43V42H77ZM86 44L85 45H88L87 44V41L85 42ZM98 43V42H97ZM105 43V42H104ZM116 43V42H115ZM126 43V42H125ZM203 43V42H202ZM212 43V42H211ZM222 43V42H221ZM2 44V45H1ZM29 44V43H28ZM62 44V43H61ZM113 44V43H112ZM111 44V45H112ZM174 44V45H173ZM199 44H201V43H199ZM5 45V44H4ZM17 45H18V43H17ZM54 45V44H53ZM52 45V46H53ZM56 45V44H55ZM85 45H83V46H85ZM96 45V44H95ZM100 45V44H99ZM110 45V44H109ZM125 45V44H124ZM131 45V44H130ZM189 45V46H188ZM14 46V45H13ZM19 46V45H18ZM22 46H24V45H22ZM26 46V45H25ZM28 46V45H27ZM26 46V47H27ZM35 46V45H34ZM114 46V45H113ZM120 46H122V45H120ZM176 46V48L177 49H174V47ZM193 46H194V44H193ZM196 47L198 46V43L195 45ZM212 46V45H211ZM218 46H220V45H218ZM224 46H225V44H224ZM223 46V47H224ZM12 47V46H11ZM40 47V46H39ZM38 47V48H39ZM82 47V46H81ZM97 47V46H96ZM104 47V46H103ZM106 47V46H105ZM111 47V46H110ZM117 47V46H116ZM127 47H129V45L127 46ZM127 47H125V48H127ZM170 47V48H171ZM188 47V48H187ZM201 47H202V45H201ZM3 48V47H2ZM29 48V47H28ZM37 48V47H36ZM64 48V47H63ZM69 47H67V49H68ZM113 48V47H112ZM131 48V47H130ZM169 48V47H168ZM168 48H166V50L168 49ZM170 48H169V52H171L170 51ZM208 48V47H207ZM225 48V47H224ZM16 49V48H15ZM42 49V48H41ZM41 49H39V50H41ZM44 49V48H43ZM85 49H87V48H85ZM95 49V48H94ZM98 49V48H97ZM119 49V48H118ZM124 49V48H123ZM132 49V48H131ZM222 49V48H221ZM0 50H2L1 49V47H0ZM6 50V49H5ZM9 50H12V49H9ZM25 50V49H24ZM37 50V49H36ZM35 50V51H36ZM56 50H57V48H56ZM58 50H59V48H58ZM61 50V49H60ZM64 51L66 50L65 48L63 49ZM62 50V51H63ZM82 50V49H81ZM111 50H114V49H111ZM111 50H110V52H111ZM128 50H130V49H128ZM210 50V49H209ZM44 51V50H43ZM62 51H59V52H61V53H59V55L60 54H62L63 52ZM80 51V50H79ZM83 51H84V49H83ZM96 51V50H95ZM104 51V50H103ZM106 51V50H105ZM105 51L103 52L104 53V55L105 54H107V52L105 53ZM123 51H125V50H123ZM132 51V50H131ZM168 51V50H167ZM215 51V50H214ZM2 51H0V54L2 55V53H1ZM10 52V51H9ZM12 52V51H11ZM25 52V51H24ZM33 52V51H32ZM56 53L58 52V51H55ZM66 53H67V51H65ZM109 52V53H110ZM139 52V53H140ZM152 52H154V51H152ZM169 52H168V54H169ZM172 53L171 55H175V53ZM205 52V51H204ZM226 52V51H225ZM34 53V52H33ZM38 53V52H37ZM43 53V52H42ZM54 53V52H53ZM52 53V54H53ZM81 53V52H80ZM95 53H97V52H95ZM126 53V52H125ZM128 53V52H127ZM133 53V52H132ZM135 53V52H134ZM133 53V55H135ZM144 53V52H143ZM143 53H141V54H143ZM160 53V52H159ZM166 53V52H165ZM164 53V54H165ZM214 53H216V52H214ZM220 53V52H219ZM21 54V53H20ZM44 54V53H43ZM58 54V53H57ZM65 54V53H64ZM63 54V55H64ZM71 54H69V55H71ZM87 54V53H86ZM130 54V53H129ZM141 54H139V55H141ZM167 54V53H166ZM166 54H165V56H166ZM167 54V55H168ZM199 54H200V52H199ZM204 54V53H203ZM8 55V54H7ZM31 55V54H30ZM46 55V54H45ZM56 55V54H55ZM62 55V59H63V56ZM68 55V54H67ZM79 55H82L83 56V53L82 54H79ZM87 55H89V54H87ZM103 55V54H102ZM119 55V54H118ZM148 55V54H147ZM151 55H152V53H151ZM170 55V54H169ZM216 55V54H215ZM12 56V55H11ZM28 56V55H27ZM65 56H66V54H65ZM86 56V55H85ZM90 56V55H89ZM106 56V55H105ZM115 56V55H114ZM123 56H124V54H123ZM123 56H122V58H123ZM132 56V55H131ZM165 56H163L164 57V59L165 60H167V58H165ZM176 56V55H175ZM206 56V55H205ZM209 56H210V54H209ZM2 57V56H1ZM31 57H33V56H31ZM43 57V56H42ZM52 56H50V58H51ZM54 57V56H53ZM67 58H68V56H66ZM87 57V56H86ZM102 57V56H101ZM104 57V56H103ZM120 57H121V55H120ZM134 58L136 57L137 58V56H133ZM142 58L143 57H146V56H141ZM172 57H174V56H171V57H169V59L171 60V58ZM177 57V56H176ZM29 58V57H28ZM43 58H45V57H43ZM46 58H47V56H46ZM45 58V59H46ZM65 58V57H64ZM79 58H81L80 56H79ZM88 58H90V57H88ZM98 58H99V56H98ZM142 58H140V59H142ZM147 58H149L148 56H147ZM155 60H157V57L155 56ZM181 58H178V60L180 59V61H178V62H180L181 63ZM9 59V58H8ZM53 59V58H52ZM66 59V58H65ZM64 59V61H66ZM91 59V58H90ZM101 59H104V58H101ZM109 59V58H108ZM138 59V58H137ZM145 59V58H144ZM149 59H152V58H149ZM164 59H163V61H164ZM177 59V58H176ZM204 59V58H203ZM209 59V58H208ZM81 60V59H80ZM114 60V59H113ZM120 60H121V58H120ZM173 60H174V58H173ZM1 62L0 63H2V64H0V67H2L1 65H3V66H6L5 65V63H6V61H7V59L5 60L4 58H2L1 60H0ZM25 61V60H24ZM26 61H27V59H26ZM38 61V60H37ZM42 61V60H41ZM46 61V60H45ZM91 61H93V60H91ZM106 61H108V60H106ZM111 61V60H110ZM118 61V60H117ZM144 61V60H143ZM169 61V60H168ZM174 61H176V60H174ZM46 62H48V61H46ZM50 62V61H49ZM48 62V63H49ZM61 62V61H60ZM68 62V61H67ZM114 62H116L115 60H114ZM122 62V61H121ZM125 62V61H124ZM134 62V61H133ZM132 62V63H133ZM157 62V61H156ZM217 62V61H216ZM215 62V63H216ZM220 62H223V60L221 59L220 60ZM14 63H16V62H14ZM13 63V64H14ZM42 63V62H41ZM54 63V62H53ZM78 63V62H77ZM76 63V64H77ZM131 63V62H130ZM129 63V64H130ZM140 63V62H139ZM144 63V62H143ZM165 63H167V61L165 62ZM169 63H170V61H169ZM168 63V64H169ZM185 63V62H184ZM186 63H187V59H186ZM6 64H9V62L8 63H6ZM32 64V63H31ZM36 64V63H35ZM47 64V63H46ZM61 64H65L64 66H67L66 65V62L64 63H61ZM116 64H118V63H116ZM115 64V65H116ZM135 64V63H134ZM133 64V65H134ZM137 64V63H136ZM150 64H152V63H149V65ZM156 64V63H155ZM172 64V63H171ZM176 64V63H175ZM174 64V62H173V64H172V66L174 67H176L177 65H175ZM179 64V63H178ZM208 64V65H207ZM217 64V63H216ZM220 64H222V63H220ZM220 64L218 65L219 67H220ZM30 65V64H29ZM53 65V64H52ZM97 65V64H96ZM105 65V64H104ZM124 65V64H123ZM122 65V66H123ZM143 65V64H142ZM146 65H148V64H146ZM144 66L142 69L144 70L145 69V67H149V66ZM170 65V64H169ZM182 65V67H183V65L185 66V64H181ZM190 65V66H189ZM202 65L204 66V69L203 70H201L200 71V68L202 67ZM214 65V64H213ZM55 66H56V63H55ZM58 67H59V65H57ZM63 66V67H64ZM84 66V65H83ZM100 66V65H99ZM111 66V65H110ZM121 66V65H120ZM135 66V65H134ZM171 66V65H170ZM9 67V66H8ZM11 67V66H10ZM15 67V66H14ZM27 67H28V65H27ZM36 67V66H35ZM40 67V66H39ZM47 67V66H46ZM45 67V68H46ZM49 67V66H48ZM44 68L45 70H47V69H49V68ZM61 67V66H60ZM61 67L62 69H65L66 67ZM69 67V66H68ZM78 67H79V65H78ZM94 66H92V68H93ZM96 67V66H95ZM97 67H98V65H97ZM107 67H109V66H107ZM133 67V66H132ZM163 67H164V65H163ZM178 67V66H177ZM176 67V68H177ZM3 68V67H2ZM25 68V67H24ZM33 68V67H32ZM86 68V67H85ZM88 68V67H87ZM100 67H98V69H99ZM105 68V67H104ZM110 68V67H109ZM121 68V67H120ZM137 68V67H136ZM167 68H168V66H167ZM225 68V67H224ZM5 68H3V70H4ZM6 69H8V68H6ZM40 69V68H39ZM42 69H43V67H42ZM53 69H55V67L53 68ZM62 69H59L60 71L62 70ZM79 69V68H78ZM108 69V68H107ZM114 69L115 70H117V67L115 68L114 67ZM113 69V70H114ZM122 69V68H121ZM125 69V68H124ZM138 69V68H137ZM140 69V68H139ZM139 69L137 70L138 71V75H139V72L141 73L142 72V70H140L139 71ZM149 69V68H148ZM173 69V68H172ZM28 70H30V68L28 69ZM32 70V69H31ZM114 70V71H115ZM119 70V69H118ZM133 70H134V68H133ZM171 70V69H170ZM174 70V69H173ZM183 71H185L184 69H182ZM37 71V70H36ZM50 71H51V69H50ZM56 71V70H55ZM63 71V70H62ZM100 72H101V75H100V81H99V84H101V86L103 85V86H108V87H111L112 88V97H113V99H117V97L119 96L118 94H119V92H121V90L122 89H124L126 92H125V94L127 95L128 94V92H129V94L128 95H130V92H133L132 94H136L137 95V100H138V111L137 112H135V113H133V115H129V118H130V120L131 121H133V127H134V129H132V131L133 132H135L134 134H136V132L138 133V129H140V127H141V123H142V121H143V118L145 117V114H144V112L143 111H145L144 110V108L146 107L145 106V104H146V101H147V97L146 96H144L143 94H142V92L140 93V90H142V88L140 89V86L142 87V85L141 84H143V83H140V81H143L145 78H146V71L144 70L143 72H145V74H143L142 73V76L144 75L145 77H144V79H143V77H141V75H140V77H141V80L140 79H138L139 78V76L136 74V73H133L132 72V74H133V81L131 82V83H128V85H126L127 83H125V85H126V87L124 88H122L121 90H119V85L121 84V82L122 81H124V77L122 78V77H120V76H122L123 74H122V72H121V74H120V78L118 77V74L116 73L115 75L114 74H112V72L111 71H109V69H108V71H106V69H103V71H101V70H99ZM153 71V70H152ZM165 71V70H164ZM163 71V72H164ZM175 71H177V70H175ZM250 71H251V69H250ZM29 72V71H28ZM46 72V71H45ZM52 72H54V71H52ZM58 72V71H57ZM66 72H67V68H66ZM82 72H83V70H82ZM91 72V71H90ZM116 72V71H115ZM118 72V71H117ZM125 72V71H124ZM135 72V71H134ZM148 72V71H147ZM166 72H169V70L168 71H166ZM217 72V71H216ZM8 73H9V71H8ZM63 73H64V71H63ZM149 74H150V71L148 72ZM154 73V72H153ZM162 73V72H161ZM174 73V72H173ZM183 73V72H182ZM181 73V74H182ZM251 73V72H250ZM6 74H7V72H6ZM12 74H14V73H12ZM29 74V73H28ZM32 73H31V71H30V75H31ZM59 74H60V72H59ZM100 74V73H99ZM126 74V73H125ZM134 74H136V75H134ZM170 74V73H169ZM56 75V74H55ZM71 75V74H70ZM82 75V74H81ZM95 75V74H94ZM131 75V74H130ZM163 75V73L161 74V76ZM165 75H166V73H165ZM0 76H1V74H0ZM38 76H40V75H38ZM44 76V75H43ZM59 76V75H58ZM125 76V75H124ZM138 76V77H137ZM150 76V78H151V75H149ZM149 76L147 77V78H149ZM153 76V75H152ZM3 77V76H2ZM1 77V78H2ZM11 77V76H10ZM84 77V76H83ZM125 77H127V76H125ZM167 77V76H166ZM168 77H169V75H168ZM170 77H172V76H170ZM169 77V78H170ZM177 77H179V76H177ZM216 77V79H214ZM4 78H5V76H4ZM6 78H7V76H6ZM12 78V77H11ZM33 78V77H32ZM61 78V77H60ZM72 78H73V76H72ZM75 78V77H74ZM91 78V77H90ZM94 78V77H93ZM131 79H132V76L130 77ZM160 78V77H159ZM8 79V78H7ZM29 79V78H28ZM36 79H38V78H36ZM56 79V78H55ZM63 79V78H62ZM166 79V78H165ZM212 79H214V80H216V82L218 83V84H216L217 86H215V82L213 83V81H210V80H212ZM12 80V79H11ZM14 80V79H13ZM31 80V79H30ZM35 80V79H34ZM44 80V79H43ZM47 80V79H46ZM52 80V79H51ZM72 80V79H71ZM83 80H84V78H83ZM89 80H91V79H89ZM140 80V81H139ZM147 79H145V81H146ZM159 80H161V78L159 79ZM163 80V79H162ZM0 81L2 82V79H0ZM31 81H33V80H31ZM39 81H41L40 79H39ZM53 81V80H52ZM51 81V82H52ZM85 81V80H84ZM150 81V80H149ZM149 81H147V84H149L148 82ZM152 81V80H151ZM167 81V80H166ZM170 81H173V80H170ZM0 82V83H1ZM5 82V81H4ZM7 82H9V81H7ZM15 82V81H14ZM38 82V81H37ZM54 82V81H53ZM56 82V81H55ZM94 82V81H93ZM96 82V81H95ZM129 82V81H128ZM161 82V81H160ZM163 82V81H162ZM41 83V82H40ZM43 83H44V81H43ZM43 83H41V85L43 86ZM58 83V82H57ZM70 83V82H69ZM98 83V82H97ZM163 83H165V82H163ZM173 83V82H172ZM172 83H170V85L172 84ZM20 84V83H19ZM88 84H89V82H88ZM94 84V83H93ZM152 84V83H151ZM151 84H149V85H151ZM162 84V83H161ZM168 85H169V83H167ZM228 84V83H227ZM12 85V84H11ZM29 85H30V83H29ZM44 85H45V83H44ZM49 85V87H50V84H48ZM57 85V84H56ZM80 85V84H79ZM95 85V84H94ZM93 85V86H94ZM122 85V84H121ZM163 85V84H162ZM168 85H166L167 87H168ZM169 85V86H170ZM61 86V85H60ZM88 86V85H87ZM92 86V87H93ZM179 86H177V88L179 87ZM30 87V86H29ZM38 87V86H37ZM36 87V88H37ZM48 87V86H47ZM56 87V86H55ZM58 87V86H57ZM107 87V88H108ZM165 87V86H164ZM12 88V87H11ZM42 87L40 86V88L39 89H41ZM51 88V87H50ZM68 88V87H67ZM100 88H102V87H100ZM107 88H106V90H107ZM163 88V87H162ZM172 88H173V86H172ZM47 89V88H46ZM49 89V88H48ZM54 89V88H53ZM52 89V90H53ZM81 89V88H80ZM96 89H97V87H96ZM150 89H151V87H150ZM171 89V88H170ZM1 90H3V88L2 87H0V103H1V105H3V106H1V108L3 107V109H0V148H3V147H6L7 149L6 150H8V145L11 147V150H13V152H10L11 154H9L7 151V153L9 154V155H6V156H4V154H2L1 156H2V159H1V163H2V160L8 165L7 167H8V172H5L6 174H4V175H6L5 176V179L4 180H2L1 178H0V180H1V183H0V189L2 190V191H7V192H9V193H13V195H14V197H15V194H14V192H16V193H18L20 190V192H23L24 194H27V197H28V199L30 200L31 199V197H32V194H33V192L36 190V186H35V184H36V182H37V179L39 178V175L43 172H41V167L42 166H40L41 165V160L39 161V159L37 158V161H39V162H37L36 163V161H35V159H34V161L32 160V162L31 163H29L28 161H29V159H30V161H31V159L33 158V156H35V154L34 155H31L32 153H36V152H32V153H30V150H29V147L30 146H33L32 144L31 145H29V147H27V145L28 144H30V143H27V145L24 143V141H23V143L22 144H13V141L15 140V138H14V140H13V137H12V134H11V132H12V130L14 129V127H17V126H19V127H22V126H20L23 122L24 123H26L25 125H26V129H27V125H28V123H31V122H29V117H30V114H32L31 116L33 117V115H34V112H36L35 110H34V108H28V110L30 111V114L28 113V114H26V111H25V107H22V108H20V106H19V104H18V106H14V104H13V102H12V97L11 98H9V96H8V94H6L7 92H4L5 91V89H4V91L2 92ZM42 90V89H41ZM61 90V89H60ZM99 90V89H98ZM110 90V89H109ZM160 90H161V88H160ZM173 89H171V91H172ZM178 90V89H177ZM180 90H178L179 92H180ZM227 90V89H226ZM225 90V91H226ZM19 91V90H18ZM17 91V92H18ZM34 91V90H33ZM62 91V90H61ZM82 91V90H81ZM145 91H147V90H145ZM159 91V90H158ZM162 91H164V90H162ZM177 91V92H178ZM41 92V91H40ZM40 92H39V94H40ZM58 92V91H57ZM70 92V91H69ZM89 92V91H88ZM96 92V91H95ZM122 92H124V91H122ZM176 92V93H177ZM178 92V93H179ZM16 93V92H15ZM28 93V92H27ZM52 93H53V91H52ZM73 93V92H72ZM98 93V92H97ZM101 93V95H102V91L100 92ZM100 93H98V94H100ZM144 93V92H143ZM164 93V92H163ZM173 93H175V92H173ZM172 93V95L173 96H175L174 94ZM38 94V95H39ZM49 94V93H48ZM54 94V93H53ZM67 94V93H66ZM80 94V93H79ZM124 94V93H123ZM123 94H121L122 95V98H123ZM157 95H158V93H156ZM166 94H167V92H166ZM169 94V93H168ZM168 94H167V97H168ZM192 94H193V96H192ZM16 95V94H15ZM28 96H29V98H28V100L27 101H29V99H30V94H27ZM68 95H69V93H68ZM73 95V94H72ZM101 95H100V98H101ZM111 95L109 96L110 97V99H111ZM120 95V96H121ZM127 95V96H128ZM170 95H171V93H170ZM171 95V96H172ZM25 96V95H24ZM43 96V95H42ZM46 96H47V94H46ZM64 96H66V95H64ZM80 96V95H79ZM130 96H132V95H130ZM135 96V95H134ZM163 96V95H162ZM161 96V97H162ZM81 97H82V95H81ZM84 97L88 100V101H86V102H81V105H77V104H75V105H77V106H80V107H78V108H80L79 109V111L81 110V107L82 108H84V113H85V115L88 117V118H95L96 120L98 119V120H101V118H100V114H99V108H100V103L98 102V101H100L101 99L97 96V97H94V96H89V95H87L86 93H84ZM104 96L102 95V98H103ZM109 97L107 98V99H109ZM133 97V96H132ZM166 97V96H165ZM209 97L211 98V102L209 103V104H207V102H209V101H207L208 99H209ZM33 98V97H32ZM66 98V97H65ZM65 98L63 99L64 101H63V105H64V103H65ZM68 98V97H67ZM100 99V100H97V99ZM106 98V97H105ZM150 98V97H149ZM169 98V97H168ZM179 98H177V99H179ZM26 99V98H25ZM45 99V98H44ZM60 99V98H59ZM70 99V98H69ZM80 99V98H79ZM126 99V98H125ZM128 99H130L129 98V96H128ZM135 99V98H134ZM161 99V98H160ZM163 99V98H162ZM167 99V98H166ZM170 99H171V97H170ZM173 99V98H172ZM176 99V100H177ZM228 99V98H227ZM33 100V99H32ZM40 100V99H39ZM104 101H103V103L105 102V99H103ZM34 101V100H33ZM45 101V100H44ZM57 101V100H56ZM55 101V102H56ZM78 101V100H77ZM117 101L119 102L120 100H118L117 99ZM121 101H123L122 99H121ZM129 101V100H128ZM131 101V100H130ZM154 101V100H153ZM175 100H173V102L171 103L172 105H173V103H175L174 102ZM25 102V101H24ZM30 102V101H29ZM39 102V101H38ZM57 102H59V101H57ZM67 102V101H66ZM109 102H110V105H113V102H115L114 100H113V102H112V100H108V106H109ZM111 102H112V104H111ZM117 102V103H118ZM126 101H124V104H126L125 103ZM133 102V101H132ZM131 102V103H132ZM164 102H165V100H164ZM163 102V103H164ZM171 101L169 100V102L168 103H170ZM8 103V104H7ZM68 103H69V100H68ZM106 103V104H107ZM130 103V104H131ZM148 103V102H147ZM178 103H181V102H179L178 101ZM53 104V100H52V98L51 97H47V99H46V107H49V106H53L52 105ZM70 104V103H69ZM79 104V103H78ZM119 104V106H121L120 105V103H118ZM130 104H126V105H130ZM176 104V103H175ZM45 105H44V107H45ZM74 105V104H73ZM75 105H74V107H75ZM164 105V104H163ZM172 105H170L169 104V108H171L170 106H172ZM39 106V105H38ZM71 106V105H70ZM105 106V105H104ZM104 106H102L101 105V107H103L104 108V111H106V108L104 107ZM154 106V105H153ZM152 106V107H153ZM31 107V106H30ZM44 107H43V109H44ZM45 107V108H46ZM66 107H67V105H66ZM111 107V106H110ZM113 107H114V105H113ZM118 107V106H117ZM125 107H127V106H125ZM132 107V106H131ZM134 107V106H133ZM137 107V106H136ZM151 107V108H152ZM165 107H166V104H165ZM164 107V108H165ZM167 107V108H168ZM173 107V106H172ZM179 107V106H178ZM27 108V107H26ZM76 108V107H75ZM128 108V107H127ZM147 108V107H146ZM145 108V109H146ZM174 108V110H175V108H177V106L176 107H173ZM48 108H46V110H47ZM60 109V108H59ZM62 109H65L64 108V106H63V108ZM61 109V110H62ZM77 109V108H76ZM76 109H74V111H76ZM121 109H123V108H121ZM125 109V108H124ZM154 109V108H153ZM172 109V108H171ZM171 109H169V111H168V113H170V111H171ZM178 109V108H177ZM176 109V110H177ZM179 109H181L180 107H179ZM178 109V110H179ZM45 110V111H46ZM67 109H65L64 111H66ZM71 110V109H70ZM78 110V109H77ZM126 110V109H125ZM134 110V109H133ZM148 110V109H147ZM155 110V109H154ZM173 110V109H172ZM173 110V114L174 113H177L178 114V112H176V111H174ZM53 111H54V109H53ZM53 111H50V110H47V113H46V116L50 119V121L53 119ZM68 111V110H67ZM73 111V112H74ZM159 111V110H158ZM162 111V110H161ZM164 111H166V109L164 110ZM39 112V111H38ZM55 112V111H54ZM63 112V111H62ZM61 112V113H62ZM83 112V111H82ZM114 112V111H113ZM125 112V111H124ZM150 112H151V110H150ZM149 112V113H150ZM154 112V111H153ZM167 112V111H166ZM227 112V111H226ZM56 113V112H55ZM65 113V112H64ZM70 113V112H69ZM75 113V112H74ZM81 113V112H80ZM84 113H83V117H85L84 116ZM109 113V112H108ZM110 113H111V115H112V107H111V111H110ZM130 113V112H129ZM159 113H161V112H159ZM36 114V113H35ZM66 114V113H65ZM114 114H116V113H114ZM125 114V113H124ZM153 114V113H152ZM176 114V115H177ZM205 114H207L206 116L207 117H205ZM80 115V114H79ZM108 115V114H107ZM155 116L157 115V114H154ZM159 115V114H158ZM157 115V117H159L160 119H162L163 120V118H161L160 117V115L162 116V114H160L159 116ZM175 115V114H174ZM234 115H235V117H236V119L237 120H239L241 123H242V125H241V132H239V135H240V133L242 134H244V136L243 137H246L247 138V140H246V145H247V147H246V149L250 152V150L252 151V149L255 151L254 152V154H255V156H253V157H255V158H253V159H256L255 161L258 163V167H259V169L261 170V172H262V178L260 179V177L259 176H255V178H254V181H255V185L253 186V189H250L251 191H252V193H251V196L253 197V199H254V201H252V200H250L249 199V197H248V195H250V194H245L244 192H240L238 195H237V198H235V200L233 199V202L231 203V204H229V205H231V206H229L230 208V212L231 211H234V209L235 208H237V203H239V204H246V206H244V208H246V210H244L246 213L245 214H242L241 213V216H242V220L244 219V229H242L240 232H237L236 233V236L239 238V240H240V244H233V243H231L230 242V240H228L225 236H224V233L221 231V229H220V227L219 226H216V230H218V235H219V240H216L215 242H213L214 244H213V246H212V248L209 250V252L210 253H212V252H214L215 253V261H214V264H223L224 263V261H226L227 259H230L231 260V263L230 264H242L245 260L247 261V259L248 258H251V259H249L250 261L248 262L247 261V263H246V261H245V263H243V264H264V247L262 248L261 246L264 244V241L262 242V244H260L261 242L260 241H257V239H256V237H258L259 235H261L260 233H259V235L258 236H256L257 234H258V232H256L257 230H259L258 228H256L257 227V224H258V226L260 225V226H263L264 225V199H263V195H264V114H261V115H259V113H258V115L260 116H258L259 118H255V119H252L251 121H248V122H245L244 121V116H243V112H242V114H240V113H237V112H234ZM60 116H64V114H62V115H60V113H59V117ZM70 116V115H69ZM69 116H65V117H69ZM108 116H110V115H108ZM107 116V117H108ZM113 116V115H112ZM111 116V117H112ZM166 116V115H165ZM169 116H171V115H169ZM213 116V117H212ZM215 116V117H214ZM225 116H227V115H225ZM246 116V115H245ZM31 117V118H32ZM114 117V116H113ZM167 117V116H166ZM172 117V116H171ZM30 118V119H31ZM63 118V117H62ZM71 118V117H70ZM78 118V117H77ZM110 118V117H109ZM127 118V117H126ZM173 118V117H172ZM172 118L170 119V120H172ZM174 118L176 119V116H174ZM223 118H224V116H223ZM20 119H24L23 120V122L21 123L19 120ZM107 119V118H106ZM111 119V118H110ZM124 119H125V115H124ZM128 119V118H127ZM164 119H165V117H164ZM208 119V118H207ZM206 119V120H207ZM77 120V119H76ZM98 120H97V122H98ZM149 120V119H148ZM166 120V119H165ZM177 120V119H176ZM26 121V122H25ZM31 121V120H30ZM34 121H35V119H34ZM66 121V120H65ZM70 121V120H69ZM87 121V120H86ZM90 121V120H89ZM89 121H87V122H89ZM95 121V120H94ZM93 121V122H94ZM108 121V120H107ZM130 121V122H131ZM213 121V120H212ZM215 121V120H214ZM83 122V121H82ZM92 122V121H91ZM93 122H92V124H93ZM112 122V121H111ZM207 122V121H206ZM228 122V121H227ZM51 123V122H50ZM81 123V122H80ZM95 123V122H94ZM122 123V122H121ZM162 123V122H161ZM164 123V125H165V122H163ZM169 122H167V124H168ZM171 123H172V121H171ZM177 123V122H176ZM175 122L173 123V125L174 124H176ZM180 123V122H179ZM89 124V123H88ZM112 124V123H111ZM126 124H128L127 122H126ZM132 124V123H131ZM146 124H147V122H146ZM30 125V124H29ZM31 125H32V123H31ZM59 125V124H58ZM61 125V124H60ZM71 125V124H70ZM89 125H91V124H89ZM93 125H95V124H93ZM92 125V126H93ZM101 125V124H100ZM108 125V124H107ZM124 125H125V122H124ZM173 125H172V127H173ZM186 125V126H187ZM34 126H35V123L33 122V128H34ZM73 126V125H72ZM96 126V125H95ZM97 126H98V124H97ZM111 126V125H110ZM110 126H108V127H110ZM127 126V125H126ZM159 126V125H158ZM162 126V125H161ZM182 126V125H181ZM25 127V126H24ZM31 127V128H32ZM61 127V126H60ZM83 127V126H82ZM107 127V126H106ZM164 127V126H163ZM162 127V128H163ZM168 127H170V125L168 126L167 125V128ZM178 127V126H177ZM18 128V127H17ZM23 128V127H22ZM32 128V129H33ZM72 128H74V127H72ZM103 128V127H102ZM105 128V127H104ZM131 128H132V126H131ZM149 128V127H148ZM147 128V129H148ZM164 128H166V127H164ZM166 128V129H167ZM221 128V127H220ZM219 128V129H220ZM223 128V127H222ZM57 129H58V127H57ZM63 129V128H62ZM112 129V128H111ZM159 129V128H158ZM187 129V128H186ZM189 129H187V130H189ZM15 130V129H14ZM18 130H19V128H18ZM29 130V129H28ZM91 130V129H90ZM92 130H94V129H92ZM91 130V131H92ZM96 130V129H95ZM101 130V129H100ZM99 130V131H100ZM105 130H106V128H105ZM129 130V129H128ZM165 130V129H164ZM170 130H172V131H174L173 129H170ZM205 130V129H204ZM34 131L36 132L37 130H35L34 129ZM53 131V130H52ZM63 132H64V130H62ZM72 131H73V129H72ZM77 131V130H76ZM86 131V130H85ZM103 131V130H102ZM107 131V130H106ZM147 131V130H146ZM233 131H234V129H233ZM17 132V131H16ZM16 132H14V135H15V133ZM24 132V131H23ZM26 132H28V131H26ZM93 132V131H92ZM105 132V131H104ZM145 132V131H144ZM148 132V131H147ZM147 132H146V134H147ZM165 132H168V130L166 131L165 130ZM222 132V131H221ZM220 132V133H221ZM29 133V132H28ZM41 133V132H40ZM65 133V132H64ZM83 133V132H82ZM95 133H96V131H95ZM98 133V132H97ZM169 133V132H168ZM167 133V134H168ZM186 133H188V132H186ZM213 133H215V132H213ZM103 134V133H102ZM104 134H106V133H104ZM121 134V133H120ZM124 134V133H123ZM153 134V133H152ZM173 134V133H172ZM175 134V133H174ZM180 134V133H179ZM178 134V135H179ZM237 134V133H236ZM235 134V135H236ZM21 135V134H20ZM29 135H31V134H29ZM43 135H45V134H43ZM43 135H41V136H43ZM76 135V134H75ZM92 135V134H91ZM114 135H116V134H114ZM127 135V134H126ZM158 135H160V134H158ZM193 135H191L190 134V136H193ZM238 135V134H237ZM37 136H38V134H37ZM83 136H85V135H83ZM101 136V135H100ZM118 136V135H117ZM169 136V135H168ZM176 136V135H175ZM186 136H187V134H186ZM190 136H187V137H185L182 141H185L186 140V138L187 139H190L189 137ZM23 137H25V136H23ZM31 137V136H30ZM39 137H40V135H39ZM69 137V136H68ZM112 137H113V135H112ZM122 137V136H121ZM132 137V136H131ZM150 137V136H149ZM171 137V136H170ZM243 137H240V138H243ZM52 138V137H51ZM78 138V137H77ZM81 138V137H80ZM85 138V137H84ZM130 138V137H129ZM144 138V137H143ZM158 138V137H157ZM172 138H173V136H172ZM206 138H208V137H205V139ZM212 138V137H211ZM211 138H209V139H211ZM35 139V138H34ZM71 139V138H70ZM94 139V138H93ZM118 139V138H117ZM162 139V138H161ZM171 139V138H170ZM25 140V139H24ZM78 140V139H77ZM115 140V139H114ZM132 140V139H131ZM146 140V139H145ZM144 140V141H145ZM159 140V139H158ZM169 140V139H168ZM173 140V139H172ZM181 140V139H180ZM18 141V140H17ZM16 141V142H17ZM36 141V140H35ZM39 141V140H38ZM50 141V140H49ZM70 141V140H69ZM80 141V140H79ZM129 141V140H128ZM212 141V140H211ZM211 141H208V142H211ZM245 141V140H244ZM26 142V141H25ZM32 143H33V141H31ZM78 142V141H77ZM111 143H112V141H110ZM114 142V141H113ZM135 142V141H134ZM149 142V141H148ZM155 142H157V141H155ZM155 142H154V144H155ZM164 142V141H163ZM168 142V141H167ZM172 142V141H171ZM179 142V144L181 143L180 141H178ZM15 143V142H14ZM38 143V142H37ZM40 143H42L41 141H40ZM39 143V144H40ZM50 143V142H49ZM66 143H68V142H66ZM86 143V142H85ZM115 143V142H114ZM121 143V142H120ZM126 143H128V142H126ZM129 143H130V141H129ZM132 143V142H131ZM143 143V142H142ZM231 143V142H230ZM43 144H45V143H43ZM42 144V145H43ZM77 144V143H76ZM116 144V143H115ZM122 144V143H121ZM136 144V143H135ZM160 144V143H159ZM158 144V145H159ZM173 144V143H172ZM209 144H211V143H209ZM7 145V146H6ZM38 145V144H37ZM77 145H79V144H77ZM98 145V144H97ZM111 145V144H110ZM110 145H108V146H110ZM164 145H166V144H164ZM181 145V144H180ZM227 145H230V144H227ZM236 145V144H235ZM251 145H252V147H251ZM60 146H62V144L60 145ZM85 146V145H84ZM118 146V145H117ZM147 146V145H146ZM172 146V145H171ZM179 146V145H178ZM209 146V145H208ZM248 146H250V147H248ZM35 147V146H34ZM44 147H46V146H43V148ZM66 147V145L64 146V148ZM68 147V146H67ZM86 147V146H85ZM99 147V146H98ZM113 147V146H112ZM119 147V146H118ZM117 147V148H118ZM143 147V146H142ZM232 147V146H231ZM241 147V146H240ZM39 148H41V147H39ZM58 148V147H57ZM60 148V147H59ZM63 148V147H62ZM114 148V147H113ZM141 148V147H140ZM205 148H206V146H205ZM10 149V148H9ZM32 149V148H31ZM42 149V148H41ZM45 149V148H44ZM84 149H87V148H84ZM92 149V148H91ZM90 149V150H91ZM111 149V148H110ZM168 149V148H167ZM180 149V148H179ZM232 149H235V148H232ZM237 149V148H236ZM235 149V150H236ZM15 150H16V152H15ZM19 152H18V151ZM43 150V149H42ZM47 150V149H46ZM49 150V149H48ZM58 150V149H57ZM89 150V151H90ZM104 150V149H103ZM119 150V149H118ZM141 150V149H140ZM207 150V149H206ZM238 150V149H237ZM247 150H245V152L247 151ZM32 151V150H31ZM61 151H62V149H61ZM63 151H64V149H63ZM80 151V150H79ZM106 151V150H105ZM116 151V150H115ZM163 151V150H162ZM165 151V150H164ZM180 151H182V149L180 150ZM205 151V150H204ZM228 151V150H227ZM18 152V153H17ZM87 152V151H86ZM143 152V151H142ZM167 152V151H166ZM169 152V151H168ZM176 153H177V151H175ZM206 152H208V151H206ZM210 152V151H209ZM209 152L208 153H206L207 154V156H208V154H209ZM231 152H233V151H231ZM1 153H3V150L1 151ZM90 153V152H89ZM151 153H152V151H151ZM183 153V152H182ZM185 153H183V154H185ZM233 153H236V151L235 152H233ZM47 154V153H46ZM64 154H66V153H64ZM63 154V155H64ZM101 154V153H100ZM108 154V153H107ZM138 154H140V153H138ZM144 154V153H143ZM150 154V153H149ZM153 154V153H152ZM155 154H157V153H155ZM163 154V153H162ZM205 154V153H204ZM245 154V153H244ZM250 153H248V155H249ZM63 155H61V156H63ZM76 155H78V154H76ZM89 155V154H88ZM96 155H98V154H96ZM113 155V154H112ZM147 155V154H146ZM154 155V154H153ZM159 155V154H158ZM178 155V154H177ZM210 155V154H209ZM0 156V157H1ZM60 156V157H61ZM86 156V155H85ZM92 156H94V155H92ZM117 156V155H116ZM235 156V155H234ZM251 156H252V154H251ZM44 157V156H43ZM59 157V158H60ZM74 157H75V155H74ZM79 157V156H78ZM78 157H75V158H78ZM89 157H91L90 155H89ZM144 157V156H143ZM155 157V156H154ZM167 157V156H166ZM204 157V156H203ZM209 157V156H208ZM238 157V156H237ZM249 157V156H248ZM40 158V157H39ZM62 158V157H61ZM86 158V157H85ZM84 158V159H85ZM91 158H94V157H91ZM90 158V159H91ZM102 158V157H101ZM104 158V157H103ZM137 158H139V157H137ZM183 158V157H182ZM40 159H42V158H40ZM62 159H65V158H62ZM69 159V158H68ZM68 159H66V160H68ZM116 159H117V157H116ZM131 159H132V157H131ZM140 159V158H139ZM154 159V158H153ZM164 159V158H163ZM163 159H161V161L163 160ZM167 159V158H166ZM206 159V158H205ZM205 159H204V161H205ZM212 159V158H211ZM239 159H240V157H239ZM75 160V159H74ZM88 160V159H87ZM92 160V159H91ZM94 160H95V158H94ZM93 160V161H94ZM101 160V159H100ZM109 160V159H108ZM207 160V159H206ZM249 160V159H248ZM44 161V160H43ZM64 161V160H63ZM62 161V162H63ZM90 161V160H89ZM93 161H91V162H93ZM143 160H141V162H142ZM147 161V160H146ZM152 161V160H151ZM165 161H167V160H165ZM164 161V162H165ZM202 161H203V159H202ZM213 161V160H212ZM254 161V162H255ZM60 162V161H59ZM75 162V161H74ZM90 162V163H91ZM140 162V163H141ZM157 162V161H156ZM163 162V161H162ZM163 162V163H164ZM176 162V161H175ZM174 162V164H176ZM179 162V161H178ZM184 162H185V160H184ZM206 162V161H205ZM210 162H211V160H210ZM50 163V162H49ZM69 163H71V162H69ZM77 163V162H76ZM83 163L84 162H82V165H83ZM90 163L88 164V165H90ZM94 163H95V161H94ZM106 163V162H105ZM139 163V162H138ZM148 163V162H147ZM180 163V162H179ZM4 164V163H3ZM36 164H39V165H36ZM44 164H46V162H44ZM56 164H58V163H56ZM73 164V163H72ZM113 164V163H112ZM133 164V163H132ZM145 164V163H144ZM162 164V163H161ZM165 164H167V162L165 163ZM174 164H172V165H174ZM188 164H190V163H188ZM209 164V163H208ZM243 164V163H242ZM246 165H247V163H245ZM255 164V163H254ZM21 165H24L25 167H23V166H21ZM60 166H62L61 164H59ZM67 165H68V161H67ZM78 165V164H77ZM98 165H99V163H98ZM115 165V164H114ZM134 165H135V163H134ZM158 165V164H157ZM156 165V166H157ZM163 165V164H162ZM168 165V164H167ZM180 165V164H179ZM212 165V164H211ZM233 163L232 162H229V163H227V168L229 169V171L231 172L230 173V178H231V180L235 177V176H233V174H232V167H233ZM245 165V166H246ZM257 165V164H256ZM1 166V165H0ZM44 166V165H43ZM47 166V165H46ZM64 166V165H63ZM62 166V167H63ZM75 166V165H74ZM73 166V167H74ZM84 166V165H83ZM122 166H124V165H122ZM129 166V165H128ZM143 166V165H142ZM141 166V167H142ZM161 166V165H160ZM210 166V165H209ZM245 166L243 165L241 168H242V170L245 168ZM248 166V165H247ZM65 167V166H64ZM70 167V166H69ZM82 167V166H81ZM97 167H100V166H97ZM97 167L96 168H94V167H92L93 168V171L92 172H95L94 171V169L96 170L97 169ZM137 167H139V166H137ZM141 167H140V169H141ZM153 168H154V170H155V166H152ZM165 167H166V165H165ZM167 167H169V166H167ZM173 167V166H172ZM193 167V166H192ZM192 167H189L190 169L192 168ZM204 167H205V165H204ZM207 167V166H206ZM2 169H4L3 167H1ZM60 168V167H59ZM59 168H58V170L57 171H60L59 170ZM72 168V167H71ZM84 168H85V166H84ZM91 168V167H90ZM127 168V167H126ZM133 168V167H132ZM145 168V167H144ZM144 168H143V170H144ZM162 168H164V167H162ZM200 168V167H199ZM249 168V167H248ZM252 168V167H251ZM7 169V168H6ZM79 169V168H78ZM123 169V168H122ZM147 169V168H146ZM152 169V168H151ZM168 169V168H167ZM193 169H195L196 170V168H193ZM250 169V168H249ZM249 169H246L245 168V170L244 171H247V172H249L250 170ZM52 170V169H51ZM90 170H92V169H90ZM112 170V169H111ZM126 170V169H125ZM135 170H137V169H135ZM153 170V171H154ZM179 170V169H178ZM181 170V169H180ZM187 170H188V168H187ZM192 170V169H191ZM81 171V170H80ZM83 171H84V169H83ZM97 171V170H96ZM100 172H101V170H99ZM99 171H98V173H99ZM103 171V170H102ZM113 171V170H112ZM138 171H140V170H138ZM161 171H163V170H161ZM189 171V170H188ZM199 171V170H198ZM201 171V170H200ZM243 171V172H244ZM41 172V173H40ZM47 172V171H46ZM45 172V173H46ZM67 172V171H66ZM71 172V171H70ZM69 172V173H70ZM90 172V171H89ZM118 172V171H117ZM122 172V171H121ZM124 172V171H123ZM127 172V171H126ZM155 173H156V171H154ZM180 172V171H179ZM7 173H9L8 175H7ZM40 173V174H39ZM62 173V172H61ZM64 173V172H63ZM62 173V174H63ZM83 173V172H82ZM105 173V172H104ZM139 173V172H138ZM137 173V174H138ZM140 173H141V171H140ZM149 173V172H148ZM147 173V174H148ZM197 173V172H196ZM58 174V173H57ZM68 174V173H67ZM71 174V173H70ZM88 174V173H87ZM90 174V173H89ZM92 174V173H91ZM101 174H102V172H101ZM127 174V173H126ZM131 174V173H130ZM136 174V175H137ZM152 174V176H153V173H151ZM157 174H160L159 172L157 173ZM173 174H175V172L173 173ZM188 174V173H187ZM250 174V173H249ZM37 175H38V177H37ZM46 175V174H45ZM60 175V174H59ZM96 175V174H95ZM111 175H113V174H111ZM123 175V174H122ZM164 175V174H163ZM179 175V174H178ZM188 175H190V174H188ZM200 175V174H199ZM247 175V174H246ZM1 176V175H0ZM51 176H53V175H51ZM63 176H65V175H63ZM71 177V175H69L68 174V177ZM76 176V175H75ZM86 176V175H85ZM128 176V175H127ZM134 176V175H133ZM132 176V177H133ZM147 176V175H146ZM149 176V175H148ZM176 176V175H175ZM186 176V175H185ZM41 177V176H40ZM49 177V176H48ZM62 177V176H61ZM69 177V178H70ZM100 177V176H99ZM107 177V176H106ZM125 177H126V175H125ZM141 177H142V175H141ZM160 177V176H159ZM164 177V176H163ZM166 177V176H165ZM183 177V176H182ZM77 178V177H76ZM90 178V177H89ZM93 178H94V176H93ZM97 178V177H96ZM95 178V179H96ZM101 178H102V176H101ZM131 178V177H130ZM134 178V177H133ZM145 178H147V177H145ZM149 178V177H148ZM152 178V177H151ZM150 178V179H151ZM155 178V177H154ZM154 178H152V179H154ZM181 178V177H180ZM188 178H189V176H188ZM191 178H192V176H191ZM190 178V179H191ZM39 179H42V178H39ZM38 179V180H39ZM44 179V178H43ZM42 179V180H43ZM49 179V178H48ZM53 179V178H52ZM63 179V178H62ZM73 179V178H72ZM98 179H100V178H98ZM103 179V178H102ZM107 179V178H106ZM136 179V178H135ZM150 179H148V180H150ZM157 179L158 178H156V180L155 181H157ZM202 179V178H201ZM200 179V180H201ZM241 179V178H240ZM41 180V181H42ZM120 180V179H119ZM123 180V179H122ZM129 180V179H128ZM127 180V181H128ZM137 180H140V179H138V177H137ZM137 180H135V181H137ZM163 180V179H162ZM183 180V179H182ZM181 180V181H182ZM188 180V179H187ZM61 181H63V180H61ZM60 181V182H61ZM72 181V180H71ZM102 181V180H101ZM110 181V180H109ZM132 181H134L133 179H132ZM175 181H177V180H175ZM179 181V180H178ZM180 181V182H181ZM193 181V180H192ZM192 181H191V183H192ZM244 181V180H243ZM40 182V181H39ZM98 182V181H97ZM106 182H107V180H106ZM115 182H116V180H115ZM131 182V181H130ZM140 182V181H139ZM161 182V181H160ZM40 183H42V182H40ZM58 183H59V181H58ZM57 183V184H58ZM63 183H64V181H63ZM66 183V182H65ZM76 183H78V181L76 182ZM75 183V184H76ZM83 183V182H82ZM102 183V182H101ZM104 183V182H103ZM108 183V182H107ZM121 183V182H120ZM129 183V182H128ZM134 183V182H133ZM132 183V184H133ZM136 183V182H135ZM141 183V182H140ZM153 183H154V181H153ZM153 183H150V184H153ZM61 184H62V182H61ZM91 184V183H90ZM109 184V183H108ZM119 184V183H118ZM118 184H116V185H118ZM127 184V183H126ZM143 184V183H142ZM161 184H163V183H161ZM231 184V183H230ZM59 185H60V183H59ZM63 185V184H62ZM70 185V184H69ZM77 185V184H76ZM81 185H83V184H81ZM124 185V184H123ZM122 185V186H123ZM128 185V184H127ZM135 185V184H134ZM137 185H139V184H137ZM141 185V184H140ZM144 185V184H143ZM159 185V184H158ZM174 185H176V184H174ZM192 185V184H191ZM205 185V184H204ZM243 185V184H242ZM245 185V184H244ZM39 186V185H38ZM37 186V187H38ZM42 186V185H41ZM44 186V185H43ZM63 186H65V185H63ZM75 186V185H74ZM110 186V185H109ZM145 186V185H144ZM148 186V185H147ZM154 186V185H153ZM177 186V185H176ZM179 186V185H178ZM190 186V185H189ZM208 186V185H207ZM66 187L67 186H65V189H66ZM75 187H77V186H75ZM79 188H80V186H78ZM112 187H114L113 185H112ZM111 187V188H112ZM133 187V186H132ZM151 187H152V185H151ZM156 187V186H155ZM183 187V186H182ZM181 186H180V188H182ZM187 187V186H186ZM193 187H195V186H193ZM205 187V186H204ZM224 187V186H223ZM225 187H227V186H225ZM39 188V187H38ZM60 188V187H59ZM62 188V187H61ZM68 188V187H67ZM78 188V189H79ZM84 188H86V187H84ZM106 188V187H105ZM107 188H108V186H107ZM135 189H136V187H134ZM139 188H140V186H139ZM209 188V187H208ZM207 188V189H208ZM52 189V188H51ZM63 189V188H62ZM61 189V190H62ZM68 189H70V188H68ZM115 189V188H114ZM152 189V188H151ZM184 189V188H183ZM190 189V188H189ZM192 189V188H191ZM195 188H193L192 190H194ZM227 189V188H226ZM42 190V196H44V198L46 197V196H50V194H51V196L53 197V196H55V194L54 195H52L53 193H51V191L49 192V191H47V188L44 186L43 187V189H41ZM108 190V189H107ZM120 190V189H119ZM132 190V189H131ZM138 190V189H137ZM146 190H147V188H146ZM149 190V189H148ZM181 190V189H180ZM18 191V192H17ZM54 191V190H53ZM103 191H105V190H103ZM151 191V190H150ZM183 191V190H182ZM188 191V190H187ZM63 192V191H62ZM78 192H80V191H78ZM106 192V191H105ZM104 192V193H105ZM115 192V191H114ZM134 192V191H133ZM145 192H147V191H145ZM188 192H190V191H188ZM208 192V191H207ZM225 192V191H224ZM68 193V192H67ZM103 193V194H104ZM135 193H136V191H135ZM134 193V194H135ZM138 193H139V190H138ZM143 193V192H142ZM149 193H151V192H149ZM153 194H155V192H152ZM184 193V192H183ZM250 193V192H249ZM4 194V193H3ZM2 194V195H3ZM21 194V193H20ZM79 194V193H78ZM85 194V193H84ZM118 194H120L119 192H118ZM188 194V193H187ZM191 194V193H190ZM205 194H207V193H205ZM204 194V195H205ZM209 194L211 195V193L209 192ZM209 194L207 195V197L209 196ZM225 194H227L226 192H225ZM12 195V196H13ZM18 195H19V193H18ZM36 195V194H35ZM64 195V194H63ZM77 195V194H76ZM81 195V194H80ZM105 195V194H104ZM110 195V194H109ZM122 195V194H121ZM144 195V194H143ZM174 195H176L175 193H174ZM186 195V194H185ZM26 196V195H25ZM34 196V195H33ZM87 196V195H86ZM114 196V195H113ZM112 196V197H113ZM117 196V195H116ZM132 196V195H131ZM134 196V195H133ZM153 196V195H152ZM173 196V195H172ZM178 196H180V195H178ZM188 196H190V195H188ZM200 196V195H199ZM223 196V198L224 199H226L225 198V196L224 195H222ZM26 197V198H27ZM36 197V196H35ZM40 197H41V195H40ZM105 197H106V195H105ZM118 197V196H117ZM141 197H143V196H141ZM186 197V199L188 200V201H186L185 200V202H183V203H181L182 204V206L180 207L181 209H180V218L181 219H183L185 216H186V206H190V205H187L188 203H189V198H187V196H185ZM12 198V197H11ZM21 198H23L22 196H21ZM69 198V197H68ZM134 198V197H133ZM140 198V197H139ZM147 198V197H146ZM152 198V197H151ZM179 198V197H178ZM183 198H184V196H183ZM196 198V197H195ZM195 198H193V199H195ZM211 198V197H210ZM209 198V199H210ZM20 199V198H19ZM42 199H43V197H42ZM116 198H114V199H112L113 200V202H114V200H115ZM170 199H171V197H170ZM176 199V198H175ZM185 199V198H184ZM197 199H200V198H197ZM209 199H207L206 201L204 200V202H205V206L204 207H206V210H207V212H210V214L209 215H211V217L213 216L212 214L213 213H215L216 212V210H217V206H219L218 205V201L216 202V203H214L216 200H215V198L213 199L214 201H212V200H209ZM212 199V198H211ZM263 199V200H262ZM9 202H11L9 199H7ZM12 200H13V198H12ZM18 200V199H17ZM25 200V199H24ZM33 200H36V199H34L33 198ZM62 200H63V198H62ZM78 200V199H77ZM109 200H111V199H109ZM141 200V199H140ZM139 200V202H141ZM168 200V199H167ZM183 200V199H182ZM182 200H181V202H182ZM0 201H3V200H0ZM5 201V200H4ZM19 201V200H18ZM37 201V200H36ZM41 201V200H40ZM47 201V200H46ZM138 201V200H137ZM150 201H152V200H150ZM150 201H149V203H150ZM160 201V200H159ZM170 202H171V200H169ZM250 201H252V202H250ZM7 202V201H6ZM44 202V201H43ZM51 202V201H50ZM117 202V201H116ZM145 202H146V200H145ZM169 202V203H170ZM176 202H177V200H176ZM179 202V201H178ZM191 202V201H190ZM193 202H194V200H193ZM198 202V201H197ZM202 202V201H201ZM203 202V203H204ZM228 202H229V200H228ZM2 203V202H1ZM11 203H14V202H11ZM16 203H18V202H16ZM16 203H15V205H16ZM77 203V202H76ZM86 203V202H85ZM164 203V202H163ZM40 204V203H39ZM38 204V205H39ZM44 204V203H43ZM79 204V203H78ZM88 204H91V203H88ZM116 204V203H115ZM138 204V203H137ZM140 204V203H139ZM171 204V203H170ZM170 204H168L167 203V206H169ZM198 204V203H197ZM202 204V203H201ZM6 205V204H5ZM54 205H55V203H54ZM53 205V208L55 207ZM61 205H64V203L63 204H61ZM94 206H95V204H93ZM145 205V204H144ZM150 205V204H149ZM148 205V206H149ZM4 206V205H3ZM2 206V207H3ZM9 206V205H8ZM23 206V205H22ZM39 206H41V205H39ZM44 206H46V205H44ZM93 206V207H94ZM120 206V205H119ZM122 206H124V203H123V205ZM132 206V205H131ZM142 206V205H141ZM152 206V205H151ZM164 206L166 207V205L164 204ZM163 206V207H164ZM193 206V205H192ZM199 206H201V205H199ZM221 206V205H220ZM219 206V207H220ZM17 207V206H16ZM26 207H27V205H26ZM31 207V206H30ZM29 207V208H30ZM42 207H43V205H42ZM41 207V208H42ZM89 207V206H88ZM116 207V206H115ZM134 207V206H133ZM133 207H132V209H133ZM145 207V206H144ZM171 207V206H170ZM238 207H240V206H238ZM9 208H11V206L9 207ZM20 208V207H19ZM29 208H23L24 210L23 211H25V210H28ZM51 208V207H50ZM113 208V207H112ZM131 208V207H130ZM143 208V207H142ZM142 208H141V211H145V210H142ZM159 208V207H158ZM168 207H166V209H167ZM178 208V207H177ZM191 208V207H190ZM223 208V207H222ZM1 209V208H0ZM13 209V208H12ZM20 209H22V207L20 208ZM44 209H45V207H44ZM47 209V208H46ZM93 209V208H92ZM111 209V208H110ZM120 209H122V207L120 208ZM123 209H125L124 207H123ZM148 209V208H147ZM155 209H157V208H154V211H156ZM173 209V208H172ZM176 209V208H175ZM187 209H188V207H187ZM228 209V210H229ZM15 210V209H14ZM18 210V209H17ZM75 210V209H74ZM113 210V209H112ZM118 210L119 209H117V212H118ZM126 210V209H125ZM159 210H161V209H159ZM164 210V209H163ZM168 210H170V208L169 209H167V211ZM177 210V209H176ZM178 210H179V208H178ZM199 210V209H198ZM209 210V211H208ZM220 210V209H219ZM1 211H3V210H1ZM23 211H19V212H23ZM46 211V210H45ZM94 211V210H93ZM103 211V210H102ZM114 211V210H113ZM141 211H139L140 213H141ZM240 211V210H239ZM243 211V212H244ZM4 212V211H3ZM71 212H72V210H71ZM70 212V213H71ZM76 212V211H75ZM78 212V211H77ZM112 212V211H111ZM117 212H115L116 214H117ZM119 212H122V213H124V211H119ZM118 212V213H119ZM149 212V211H148ZM151 212V211H150ZM161 212V211H160ZM159 212V213H160ZM164 211H162L161 213H163ZM169 212V211H168ZM167 212V213H168ZM175 212V211H174ZM178 212V211H177ZM218 212V211H217ZM222 212V211H221ZM226 212V211H225ZM79 213V212H78ZM95 213V212H94ZM103 213V212H102ZM113 213V212H112ZM129 214H130V211L128 212ZM140 213L138 214V215H140ZM143 213V212H142ZM165 213V212H164ZM167 213H165V214H167ZM173 213V212H172ZM234 213V212H233ZM237 213V212H236ZM5 214V213H4ZM21 213H19V215H20ZM41 213H40V208H37V207H33V208H31V209H29L28 210V213L27 214H22V216L20 215V218H19V216H17V217H15V218H19L18 219V225H19V227H20V230L19 231H16V232H19V234H17L16 235V238L14 237L13 238V236H11L12 234H10V233H4L5 231L7 232V230H6V228H7V223L6 222H0V264H4V256H3V253H2V245L3 244H5V243H8L9 241H14L13 239H16V242L19 244H21L22 246H23V248L25 249V248H27L28 250H29V253H31V251L33 250V251H36L37 252V250H36V241L38 240V237H36V235L39 233L38 232V229H39V227L41 226V222L43 221V219H42V216L40 215ZM79 214H81V213H79ZM105 214V213H104ZM126 215H127V212L125 213ZM124 214V215H125ZM129 214L127 215L128 217H129ZM145 214V213H144ZM156 214V213H155ZM155 214H154V216H155ZM227 214V213H226ZM156 215H158V214H156ZM163 215V214H162ZM162 215H160V216H162ZM234 215V214H233ZM238 215H239V213H238ZM58 216V215H57ZM91 216V215H90ZM95 216V215H94ZM142 216V215H141ZM167 216H168V214H167ZM205 216V215H204ZM215 216H217V215H215ZM215 216H213L212 218H213V220H214V217ZM235 216V215H234ZM45 217V216H44ZM47 217H49V214H47ZM75 217V216H74ZM78 217V216H77ZM81 217V216H80ZM83 217V216H82ZM86 217V216H85ZM106 217V216H105ZM113 217V216H112ZM114 217H116L115 216V214H114ZM119 217H120V215H119ZM119 217L116 219V221H118L119 220ZM133 217V216H132ZM146 217V216H145ZM7 218V217H6ZM50 218V217H49ZM57 218V217H56ZM71 218V217H70ZM91 218V217H90ZM97 218V217H96ZM130 218V217H129ZM147 218V217H146ZM153 218V217H152ZM199 218V217H198ZM41 219H42V221H41ZM52 219H53V217H52ZM72 219V218H71ZM76 219V218H75ZM78 219V218H77ZM115 218H113L112 220H114ZM123 219V218H122ZM124 219H125V217H124ZM216 220H217V218H215ZM229 219V218H228ZM48 220V219H47ZM46 220V221H47ZM58 220H59V218H58ZM84 220V219H83ZM97 220V219H96ZM105 220V219H104ZM109 220H111V217H110V219ZM132 220V219H131ZM149 220V219H148ZM156 220V219H155ZM191 220V219H190ZM199 220V219H198ZM210 220V219H209ZM44 221H45V219H44ZM44 221H43V223H44ZM49 221L50 220H48V223H49ZM56 221V220H55ZM106 221H107V219H106ZM106 221H104V222H106ZM125 221V220H124ZM157 221V220H156ZM159 221V220H158ZM179 221H181L180 219H179ZM207 221V220H206ZM11 222H13V221H11ZM71 222V221H70ZM83 222V221H82ZM119 222L120 221H118V225L120 226V224H119ZM149 222H150V220H149ZM152 222V221H151ZM194 222V221H193ZM197 222V221H196ZM196 222H194V223H196ZM205 222V221H204ZM212 222V221H211ZM216 222V221H215ZM46 223V222H45ZM50 223H51V221H50ZM49 223V224H50ZM53 223V222H52ZM57 223V222H56ZM55 223V225H57ZM90 223H92V222H90ZM112 223V222H111ZM114 223V222H113ZM116 223V222H115ZM127 223V222H126ZM130 223V222H129ZM157 223V222H156ZM171 223H172V221H171ZM181 223V222H180ZM198 224H199V222H197ZM213 223H214V221H213ZM229 223V222H228ZM15 224V223H14ZM68 224V223H67ZM71 224V223H70ZM78 224V223H77ZM108 224H110V222L108 223L107 222V227H108V230L110 231V225L108 226ZM122 224V223H121ZM166 224V223H165ZM168 224V223H167ZM166 224V225H167ZM176 224V223H175ZM211 224V223H210ZM217 224V223H216ZM13 225V224H12ZM54 225V224H53ZM69 225V224H68ZM76 225V224H75ZM85 225H87V224H85ZM90 225H92V224H90ZM106 224H104L102 227H105L104 229H107V227L105 226ZM123 225H125V223L124 224H122V226ZM162 225V224H161ZM160 225V226H161ZM169 225V224H168ZM172 225V224H171ZM174 225V224H173ZM177 225H178V222H177ZM219 225V224H218ZM46 226V225H45ZM50 226V228H52V226L51 225H49ZM93 226V225H92ZM122 226H120V227H122ZM165 226V225H164ZM184 226V229H185V234H184V236H187L188 237V235H189V233L191 232L190 231V226H191V222L189 221V219H187V221H186V223L183 225ZM196 226V225H195ZM194 226V227H195ZM213 226H215V225H213ZM230 226H232V225H230ZM56 227V226H55ZM71 227H73V226H71ZM85 228H86V226H84ZM111 227H113V229H115V230H117L119 227L118 226H116V224H115V226H111ZM118 227V228H117ZM128 227V226H127ZM126 227V228H127ZM163 227V226H162ZM169 227V226H168ZM176 227V226H175ZM43 228V227H42ZM57 228V227H56ZM62 228V227H61ZM68 228V227H67ZM70 228V227H69ZM82 228V227H81ZM92 228V227H91ZM94 228V227H93ZM92 228V229H93ZM117 228V229H116ZM124 228V227H123ZM125 228V229H126ZM131 228V227H130ZM212 228H214V227H212ZM231 228V230H234V228H235V226H232V227H230ZM14 229H16L15 228V226H14ZM13 229V230H14ZM53 229H55V228H53ZM71 229V228H70ZM99 229V228H98ZM103 229V228H102ZM103 229V230H104ZM119 229H121V228H119ZM137 229H138V227H137ZM171 229H172V227H171ZM175 229V228H174ZM173 229V230H174ZM183 229V230H184ZM192 229H193V227H192ZM203 229H205V228H203ZM257 229V230H256ZM13 230H11L10 232L12 233V231ZM48 230V229H47ZM57 230V229H56ZM55 230V231H56ZM79 230H81V229H79ZM89 230V229H88ZM114 230V231H115ZM124 230V229H123ZM196 230V229H195ZM194 230V231H195ZM214 231H216L215 229H213ZM14 231V232H15ZM40 231V230H39ZM58 231V230H57ZM87 231V230H86ZM86 231H85V233H86ZM101 231V230H100ZM119 231V230H118ZM118 231H116L115 233H117ZM120 231H122V230H120ZM119 231V232H120ZM176 231H180V229L179 230H175V232ZM261 231H264L263 229L261 230ZM260 231V232H261ZM9 232V231H8ZM49 232H51V231H49ZM72 232V231H71ZM78 232V231H77ZM103 232V231H102ZM108 232V231H107ZM118 232V233H119ZM128 232H130L129 230H128ZM197 232V231H196ZM202 232V231H201ZM217 232V231H216ZM42 233V232H41ZM53 233V232H52ZM76 233V232H75ZM91 233V232H90ZM109 233H111V231L109 232ZM126 233V232H125ZM160 233H162V235H163V232H160ZM173 233H174V231H173ZM257 233V234H256ZM10 234V235H9ZM73 235H74V233H72ZM77 234V233H76ZM129 234V233H128ZM128 234H127V236H128ZM192 234V233H191ZM19 235V236H18ZM58 235V234H57ZM83 235V234H82ZM93 235V234H92ZM103 235V234H102ZM105 235V234H104ZM126 235V234H125ZM132 235V234H131ZM165 235V234H164ZM170 235V234H169ZM175 235V234H174ZM173 235V236H174ZM18 236V237H17ZM41 236H42V234H41ZM86 236V235H85ZM122 236H124V235H122ZM122 236H120L121 238H122ZM142 235H140V237H141ZM172 236V237H173ZM190 236V235H189ZM263 236V235H262ZM73 237H76L75 235L73 236ZM83 237V236H82ZM88 237V236H87ZM92 237H95V236H92ZM91 237V238H92ZM112 237V236H111ZM124 237H126V236H124ZM132 237V236H131ZM130 237V238H131ZM143 237V236H142ZM176 237V236H175ZM218 237V236H217ZM48 238V237H47ZM79 238H81L80 236H79ZM79 238H78V240H79ZM84 238V237H83ZM121 238L119 239L120 241H122L121 240ZM161 238V237H160ZM216 238V237H215ZM260 238V237H259ZM52 239V238H51ZM82 239V238H81ZM94 239V238H93ZM127 239V238H126ZM132 239V238H131ZM134 239V238H133ZM143 240H144V238H142ZM155 239V238H154ZM166 239V238H165ZM172 239V238H171ZM171 239H170V241H171ZM175 239V238H174ZM45 240H47V239H45ZM76 240V239H75ZM75 240H74V243H75ZM109 240V239H108ZM156 240V239H155ZM161 240V239H160ZM215 240V239H214ZM264 240V239H263ZM49 241V240H48ZM47 241V242H48ZM57 241H58V239H57ZM64 241V240H63ZM72 241V240H71ZM88 241V240H87ZM92 241V240H91ZM103 241V240H102ZM154 241V240H153ZM164 241V240H163ZM167 241V240H166ZM169 241V242H170ZM173 241V240H172ZM158 242V241H157ZM157 242H155V244H156V246L154 245V248L156 247L157 249H154V250H157L158 251V254L159 255H161V260L160 259H157L155 256H150L151 257V259L150 260H148L145 264H156L157 262H159L160 263V261H162L161 263L162 264H186L185 262H174L173 261V259H172V255L171 254H173V253H167L163 248H162V245H161V243L159 242V243H157ZM260 242V243H259ZM40 243V242H39ZM49 243V242H48ZM62 243V242H61ZM72 243H73V241H72ZM79 243V242H78ZM93 243V242H92ZM110 243V242H109ZM134 243H135V241H134ZM150 243V242H149ZM43 245H44V243H42ZM42 244H41V246H42ZM50 245H51V243H49ZM64 244V243H63ZM111 244V243H110ZM127 244V243H126ZM132 244V243H131ZM145 244V243H144ZM150 244H152V243H150ZM6 245V244H5ZM9 245V244H8ZM14 245V244H13ZM12 245V246H13ZM73 245V244H72ZM79 245V244H78ZM82 245V244H81ZM103 245V244H102ZM128 245H130V244H128ZM17 246V245H16ZM47 246V245H46ZM111 246V245H110ZM264 246V245H263ZM48 247V246H47ZM68 247V246H67ZM103 247V246H102ZM134 247V246H133ZM150 247H151V245H150ZM2 248V249H1ZM21 248V247H20ZM42 248V247H41ZM52 248H54L53 246H52ZM101 248V247H100ZM139 248V247H138ZM142 248H144L143 246H142ZM4 249H5V247H4ZM26 249V250H27ZM30 249H32V250H30ZM43 249V248H42ZM67 249V248H66ZM108 249H109V245H108ZM135 249H137V248H135ZM134 248H133V250H135ZM166 249V248H165ZM64 250V249H63ZM83 250V249H82ZM129 250V249H128ZM131 250V249H130ZM146 250V249H145ZM148 250V249H147ZM32 251V252H33ZM44 251V250H43ZM102 251H105V250H102ZM108 251V250H107ZM152 251H153V248H152ZM172 250H170V252H171ZM4 252H6V251H4ZM27 252V254H28V251H26ZM36 252L35 253H32V255L34 254V255H36ZM45 252V251H44ZM127 252V251H126ZM136 252H137V250H136ZM135 252V253H136ZM140 252V251H139ZM146 252V251H145ZM154 252V251H153ZM174 252V251H173ZM176 252V251H175ZM179 252V251H178ZM51 253V252H50ZM92 253V252H91ZM142 253H144V252H142ZM152 253V252H151ZM224 253L227 255V253H229L230 255H228V256H225L224 255ZM67 254H68V252H67ZM93 254V253H92ZM146 254V253H145ZM177 254V253H176ZM18 255V254H17ZM38 255V254H37ZM36 255V256H37ZM69 255V254H68ZM85 255V254H84ZM89 255V254H88ZM91 255V254H90ZM103 255V254H102ZM31 258H32V256L31 255H29ZM42 256V255H41ZM83 256V255H82ZM100 256V255H99ZM104 256H105V254H104ZM103 256V257H104ZM132 256V255H131ZM175 256V255H174ZM181 256H183V252L182 253H180V257ZM211 256V255H210ZM26 257H27V255H26ZM85 257V256H84ZM89 257V256H88ZM92 257V256H91ZM108 257V256H107ZM106 257V258H107ZM37 258V257H36ZM39 258V257H38ZM48 258V257H47ZM46 258V259H47ZM81 258V257H80ZM87 258V257H86ZM159 258V257H158ZM19 259H21V258H19ZM33 259V258H32ZM40 259V258H39ZM51 259V258H50ZM92 259H93V257H92ZM128 259H129V257H128ZM132 259V258H131ZM27 260H28V258H27ZM31 260V259H30ZM38 260V259H37ZM45 260V259H44ZM104 260H106L105 258H104ZM108 260V259H107ZM110 260V259H109ZM21 261V260H20ZM26 261V260H25ZM35 261V260H34ZM43 261V260H42ZM47 261V260H46ZM100 261V260H99ZM1 262H3V263H1ZM28 262V261H27ZM41 262V261H40ZM79 262H81V261H79ZM88 262V261H87ZM110 262V261H109ZM111 262H112V260H111ZM111 262L109 263V264H111ZM9 263V262H8ZM19 263H21V262H19ZM18 263V264H19ZM32 263L33 264H35L34 262H33V260H32ZM49 263H51V262H49ZM48 263V264H49ZM68 263V262H67ZM70 263H71V261H70ZM86 263V262H85ZM194 263L195 264H209L208 262H206L204 259H203V255H198L195 259H194ZM225 263H227V261L225 262ZM29 264V263H28ZM39 264V263H38ZM72 264V263H71ZM87 264V263H86Z\"/></svg>",
    "mask_w": 264,
    "mask_h": 264
},
{
    "label": "built area",
    "instance_id": "obj_3",
    "mask_svg": "<svg viewBox=\"0 0 264 264\" xmlns=\"http://www.w3.org/2000/svg\"><path fill=\"white\" fill-rule=\"evenodd\" d=\"M264 0H249V5L252 8V11L254 13H257L258 9H257V4L260 3L263 5Z\"/></svg>",
    "mask_w": 264,
    "mask_h": 264
},
{
    "label": "trees",
    "instance_id": "obj_4",
    "mask_svg": "<svg viewBox=\"0 0 264 264\" xmlns=\"http://www.w3.org/2000/svg\"><path fill=\"white\" fill-rule=\"evenodd\" d=\"M257 9H258L259 11L262 10V9H263L262 4L258 3V4H257Z\"/></svg>",
    "mask_w": 264,
    "mask_h": 264
}]
</instances>
